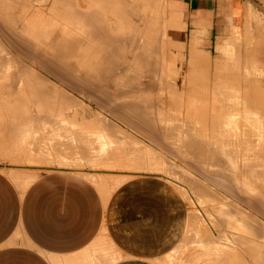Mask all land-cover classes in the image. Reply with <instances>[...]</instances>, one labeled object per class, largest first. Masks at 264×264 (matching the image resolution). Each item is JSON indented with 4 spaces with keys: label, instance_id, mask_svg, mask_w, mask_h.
<instances>
[{
    "label": "crops",
    "instance_id": "crops-1",
    "mask_svg": "<svg viewBox=\"0 0 264 264\" xmlns=\"http://www.w3.org/2000/svg\"><path fill=\"white\" fill-rule=\"evenodd\" d=\"M38 1L39 2H37V0H4V1L1 0L0 1V3L2 4L0 6V11H1L0 16L1 14L4 16V17L2 16L3 18L0 17V23H1L0 26H6L7 24H9L6 28L4 27L5 29L8 30L9 29L8 27L13 25L11 24V22L12 23L14 22V24L18 22L17 24L14 25V27L11 26L12 29H10V31L6 30L8 32L7 34L9 35H4L6 34L5 33L6 31L2 27L3 31L2 30L1 31L4 32V34L0 32V42L3 45H7L9 42L8 45L11 46L9 49L13 51V53H18L16 49H18L19 47L21 48L26 47L24 50L20 48L18 49L19 53H22L24 51L22 54L18 53V58L21 60L29 61V62H31L30 58H32V56L29 57L30 55L35 56L36 55L35 52L39 53L38 52L39 50L40 51L43 50L45 52L46 50L45 52L46 55L47 54L49 55L50 53L49 55L50 57H48V55L47 57L44 55H43L44 57H41V55L39 56L37 54L39 58L40 57L43 58V59L40 58L41 60L46 61V62H43V64L45 63V67L48 66L47 68L53 69L55 73L59 71L60 73L59 72L58 73L61 74V72L63 71V74H66L64 76L61 74V76H59L61 77V79L59 80L57 78H54L50 73L48 74L47 72L46 73L44 72L46 76L52 77L54 79L52 81L55 83H60V84H65V83L66 84L67 83L83 84L84 83L85 85L87 84L90 85V83L91 85L108 84V86H110L111 88L109 89L111 90L109 94H112L111 100H116L118 98L122 100V102L124 103L123 99L125 100L126 98L125 101L128 100L129 103L128 102L127 103L125 102V103L126 105L128 104L129 109L132 107L130 109L131 112L132 111L134 112L135 110L137 112L138 110L137 113L134 112L136 115L135 118L137 121L136 122L134 121V124L131 123L132 126L134 125V129L136 128L135 123L139 124V121L142 118L143 119L142 121H140V126L139 125L138 126L142 127L144 125L143 127L145 128H139L140 131L137 130L136 128L134 131L132 130L133 127L130 128L131 125L128 127L129 125L128 124L129 121H127L128 118L125 119L124 116L126 117L129 114L128 115L129 117L130 115H132L130 119L133 117V120H135V118H134L133 113L131 114L129 113L130 110L127 109V107L125 108L126 114L124 111H122L124 110L125 105L122 106L123 108L122 110H120L119 105L118 107H116L120 111H118L117 109L115 110V107L114 109L113 107H111V109H113L111 110V122H113V124L116 123L115 126L112 125L113 128L111 126L112 130H114L113 132H116V129H119V131L117 130V132L122 133L123 131V134L121 133L118 134L116 132V134L119 135L120 137L122 135H123L122 137H125L126 134H128L131 137L134 136L133 138L135 139L137 138L136 140H138V143H139V150H138V155H136L137 153L135 154L136 150L135 152L134 150L132 151V149L135 148L136 146L135 144L136 140L135 141L129 140L128 141L129 143H127V139H126L127 136L125 138L126 141L124 138L121 137V141L123 139L125 141V142L122 141L124 142L123 143L124 145L122 146V142H120L121 145L119 146L117 144V146L120 148L122 147L123 149L125 145H127V147H125L126 150L124 153L122 152L124 151L122 148H121L122 151H120L119 149L120 153L118 157L122 156L120 157L121 159L120 158L119 159L124 160L125 162L127 158L128 160L134 159L135 162L134 161L132 162L130 160L132 164L130 163L129 165V161H127L126 165L124 166L122 165L123 166L121 167L122 169L121 168L117 170L111 169V170H116V171L120 170V171H126V172L109 173L108 178L109 180H111L110 182H113V181L114 182L113 184L111 183L108 184L107 190H104V187H102L101 185L98 186V189L96 191L97 193L94 192L95 191L94 188L92 187L89 188V191H90L89 194L101 195L104 201L103 227L105 229L107 237L105 234L100 233V234H97L96 236H92L91 240H89L88 242L83 243V240H84L83 235H82L83 232H82V229L81 228L79 229L78 226H75L74 231L69 232L68 222L64 221L63 219H57V220H54L51 218L50 219H47V218L37 219L35 215V211H37L35 208L36 207L35 200L33 201V196H32L33 193L30 192L31 189L29 188L28 202L23 203V205H19L17 209L14 208L13 210H11L13 212L11 217L7 216V218L5 219V214H4L5 209L3 205L0 204V264H259V254L262 252L260 251L259 253L256 252L254 255V252L250 253L251 251L249 252L247 247L246 249L248 250V253L247 251L242 249L243 248L242 246H239L243 244L242 240H240L242 239L241 237L243 233H241L242 230L240 231L238 229L240 228V226H238L237 224L236 225L237 227L234 226L235 230H229L228 227L224 225L227 222L222 216L223 214H221V216L217 215V217L219 216L220 219H216L217 218L216 215L214 216L215 208H216V211H215L216 213H218L219 211L222 213L225 207L222 206L224 208H221L220 206L222 205L223 200L220 201V203L222 202L220 205L219 203L217 205H214L217 202H219L218 200L219 198L217 197L218 201H216V199L214 200L215 197L213 196L214 198H212V195H213L212 191H214V193L218 192L217 194L215 193V196L219 195V197H221V194L222 195L224 194L222 196V199H224V196L226 197L225 198L226 200H224V202L227 201L229 202V204H231L230 201L232 200L231 202L234 206L231 204L230 207L232 206L234 209L232 207L230 208L229 204L225 202V205L228 204L227 205L228 210L231 209V212L232 210H235L234 212H232V215L234 213V216L237 215L238 217H240L243 213L244 216H242V218L235 220L237 221V223L243 224L244 221L240 220L243 218H244L243 220L246 221L245 224L249 225L250 222L254 223L255 220L249 221V219H247L249 218L248 217L249 215H247L249 213L250 219H252L253 216L255 219L257 217L259 218V220L257 219L256 221H260V223L261 224L263 223L264 225V217H263L264 213L263 211H260L261 208L264 209L263 207L264 206L263 205L264 204V201H263L264 194L262 195V193H264L263 192L264 187L262 186L264 185L259 186L262 188V190L256 186V183L258 182L259 184L261 183L264 184V178L262 177L263 172L260 173L262 168H263L262 171H264V0H98V1L97 0H66V2L65 0H46V1L44 0L45 2L43 0H38ZM165 3L167 5L170 4L168 5V8L170 9V11L169 13H167L168 15L167 17H165V13H164ZM92 7L94 9H92ZM9 9L11 13H9L8 11ZM76 9L85 10V13L86 11L90 9V11L92 12L91 15L95 14V16L93 15L92 17L89 11L87 12V14H84V11H81L83 12L81 13V12H77L78 10ZM91 9L94 12H96L95 10H97V15ZM6 10L8 11L9 16L11 17L9 16L7 17L8 14ZM74 13H76V15H73ZM81 14L84 16H82ZM87 15L90 17L87 18L88 17ZM90 18H91V21H90ZM99 18L100 19L103 18V19L100 20ZM3 19L5 22V25H3L4 24ZM10 19H11V22H9ZM86 19L88 21H86ZM93 19L96 20L97 25L95 24V21ZM165 19H166L167 24L170 26L169 30L172 31V34L176 35L177 38H174V37L172 39L170 38V33L168 29L165 30L164 28ZM82 20L84 21L82 22ZM99 20L101 22L100 24H99ZM141 20L143 23L142 22L139 23V21ZM152 21L154 22L152 23ZM6 22L8 23L6 24ZM21 22H23L25 25H23V23ZM43 22H45L46 24ZM47 22H50V23H47ZM43 24L45 25V28ZM87 24H90L89 30L87 28L88 27ZM132 24H134V26ZM151 24H153L154 26ZM26 25L29 26V29L32 28L33 32L32 31L29 32L30 30L28 29V27H26ZM135 25L137 27L136 29L134 28ZM25 27L27 28V31L25 32L21 31L22 28L26 30ZM50 27L51 28L53 27V28L51 29ZM77 27H79L80 29H78ZM84 27L89 32L91 29L92 31L91 34H93L92 38L90 36V33H88L86 30L83 31ZM157 28L160 31H158ZM55 29H58V31L60 30V32H58L57 34ZM114 29L115 30L118 29V31H115ZM99 30L100 32L102 31L104 33L107 32L109 37H107V34H104L103 32H102L103 34L99 33ZM46 31H48L49 38L46 35ZM54 31L56 33L54 34L52 33L53 35L51 34L52 37H50V33ZM65 31H67L66 37L68 39L71 36L69 41L73 40L72 42L74 43L73 46H71L72 45L71 41L70 42L66 41L65 43H63L65 39L68 40L65 37V35H63L65 39L64 37L60 38L61 37L60 35L65 34ZM157 31L159 32V34ZM12 32H15V33H12ZM16 32H19L21 34L16 33ZM68 32H71V33H68ZM77 32L82 33V34H85V32H87L89 34V35L87 34L88 38L86 37V34L80 37L81 34ZM94 32L97 33V35L94 36ZM109 32H111V34ZM132 32H135V33H132ZM35 33L39 34V35L37 34L38 35L37 39L39 41L38 40L35 41V38L37 37ZM72 33L76 34L77 36L74 34L72 35ZM120 33H121V36H120ZM122 33L124 34L122 35ZM161 33H163L165 37ZM14 34L16 35L12 37V35ZM22 34H24L23 42L22 40H20L22 37L21 38L19 37ZM109 34L113 37H111ZM151 34L153 35L151 36ZM35 35L36 37L34 38L33 36ZM55 35H58V36H55ZM102 35H104V37L106 35L107 38L106 37L102 38L103 37ZM4 36L5 37L7 36L8 38H10L11 36L10 39L12 38L13 39L8 41L6 37V41H5ZM53 36H55L56 39L50 40V38H54ZM83 36H85V38L87 39H85ZM93 36H94V39H93ZM96 36L100 37V40L98 39L100 42L97 40ZM57 37L61 40L64 39L62 43L65 45L60 44L61 40H59L60 45H58V43H56L58 42ZM128 37L131 40L136 39L135 43L139 39L138 43L133 44V45L134 46H136L137 44L140 45V49L141 48L143 49L142 54L140 53L141 50L139 48H137V50L136 49L134 50L132 46L127 48L126 49L127 52H125L126 43L123 44L124 42L122 43L121 41H122V38L124 40H127ZM142 37L144 39L143 42L145 43L146 41L147 43L146 45H144L145 49L144 47H141L143 44H139L140 42L143 43L141 41ZM25 38L26 40L27 38L31 40V42L27 40L29 41L28 44L30 43L28 47L26 46V44L22 45L23 43H26L24 41ZM113 38H116V39H113ZM106 39H111V40L109 41ZM118 39H120L121 41H119ZM14 40H16L15 42L18 41L16 44L18 45L19 43L18 45L19 47H16V48L14 47V46H17ZM84 40L86 43L84 42ZM104 40H106V42ZM116 40L121 42L120 43L121 46H118V42ZM161 40L164 43L167 42V44L163 46L162 45L163 42H161ZM11 41L14 42L15 44L14 46L12 45L13 43L10 44ZM46 41L48 43L51 42V44L53 43L55 45L54 47H56V45L59 46L58 48L59 49L62 48L63 49L62 51L64 53H66L65 52L66 50L68 54L66 55L64 53H61L60 50L57 49L59 54L61 53L58 56L57 51H55L56 48L54 49L53 44L51 46L50 43L47 44ZM87 41L88 43L90 42L88 45H86ZM103 41L104 43H101ZM116 42H117V45H116ZM125 42H127L128 45L130 42L132 43V41L129 42L128 40ZM1 43H0V52L2 53V51L4 50V47ZM80 43L81 45L83 43V45L80 46ZM105 43L108 44L107 47ZM148 43L150 44V48H149ZM66 44H69V45L71 44L70 46L68 45L69 46L68 49L70 47L72 48L67 50ZM76 44L80 47H77ZM102 44H103V47H102ZM111 44H112V47H114V44L117 47L112 48ZM122 44L124 45V47L122 46ZM39 45H42L43 49ZM138 45L136 47H138ZM151 45L153 46V48ZM159 45H162V49H161V46ZM34 46L35 47L37 46L38 49L34 48ZM30 47L32 48L30 49ZM77 48L79 49V52L81 50V54L79 52H76L75 49ZM115 48H117L116 51H115ZM148 48L150 49V52L152 50L151 52L152 54L149 51L148 52L145 51V50H149ZM174 48L177 49V52L179 53V56L177 57L175 54L176 52H174L173 50ZM103 50H105L106 52ZM118 50L120 51L118 52ZM26 51H28L30 55H26L27 54ZM109 51L111 52V54L107 56ZM133 51L135 52L137 51V53L139 52L138 54L141 55V57L136 53H135L136 56H134V54L132 53ZM69 52H73V54ZM120 52H122V54ZM204 52H207L209 54H205ZM213 52L216 53L215 56L211 55ZM158 53H159V57H158ZM103 54H104V57L106 56L107 57L104 58L102 56ZM148 54L150 55V57L153 55L152 56L153 58H149ZM117 55L119 58L117 57ZM137 55L139 57L138 59H141V60L138 61L135 59L137 58ZM164 55L167 57H165ZM53 56L55 58L60 59V61L62 60L63 63L65 61V58L64 59L62 58L63 56H66L65 63H68V64L67 65L62 64V66L64 65L65 69L62 66H61L62 67L61 69L60 66H58V64H55V63H58V59H55ZM145 56H147L150 60L151 59L155 60L156 58L155 61H158V62L159 61L161 62L163 59L164 61L161 62L162 66L160 62L159 64L153 60L155 62V65H153V62H152V63H149V65L152 64V66L149 67L147 61L148 62L150 61L146 60L147 57ZM25 57L27 58L25 59ZM87 57L88 58L90 57L89 59L90 60L92 59L91 61H95V60L96 61L93 63L87 60L88 61L87 62L86 61ZM109 57L111 58L110 61L108 60ZM37 58L35 60V57H33V60L37 61ZM39 58L38 60L40 61ZM48 58L49 59L53 58L56 61L54 62L52 60V62H54L52 63L51 60H49ZM130 58H131V62L129 60ZM142 58H143V62H142ZM158 58L159 59L161 58V60H158ZM67 59H69L70 61L72 60L71 61L72 65L69 62H67L69 61ZM82 59H85L86 63L81 62V61H84ZM48 60H49L50 65H48ZM135 60H136V63H134ZM62 61L60 63H62ZM165 61L166 63H164ZM80 62L82 64H80ZM111 62L113 64H115L114 62H116L118 65L120 63L119 67L121 68L122 73L123 72L124 74L127 73V75H124L119 71L120 68L117 67V64H115L117 69L114 66H112L113 64ZM139 62L142 66L141 65L139 66ZM87 63L91 65H88ZM131 63L132 65H129ZM163 63L166 64L165 65L166 67L171 64L170 67H172L173 70L179 69L182 75L177 76V75L170 74V75H165L166 77L165 78L164 74H162L163 73L162 71L164 70ZM108 64H109V67H108ZM110 64H112L111 67H110ZM248 64L255 67V73L254 75H252V77H247L245 73V67ZM51 65L55 69L53 67H49ZM70 65H71V68L68 70L69 67L67 66H70ZM94 65H96V67ZM121 65L123 66L121 67ZM125 65H128V67L126 66L125 68ZM146 65H148V67ZM31 66L35 68L39 67L37 66L36 63L31 64ZM106 66L109 68L108 72L103 71L104 74L108 73V75L106 74L107 76L106 79L105 78L103 79L104 74H102L100 71H98L100 73L99 75L92 74L95 76L90 75L91 77H89V75L86 76V74H83V76H81L82 78L79 77L78 75L75 76L76 77L75 78L69 74L72 71L71 69H74V68L75 69L76 68L77 69L79 68H82V69H98L99 68L101 69V67H103L107 69ZM135 66L140 68L143 72L140 69L139 70L136 69L137 67ZM56 67H58V69ZM145 67L148 68V70L146 74H143L146 70ZM151 67H153L156 71L158 70L159 74L156 71L154 72V69ZM112 68H115L116 71H119V73L122 74V77L124 79L121 78V75L119 73H115V70H113ZM129 68H130V71H129ZM131 69L135 71L136 73L135 72L133 73ZM152 69L153 71H151ZM159 69H161V72L159 71ZM111 70L114 71L112 73L113 75L112 77L110 74L112 72ZM84 71H87V70H84ZM90 71L88 70V73ZM138 72L141 75H138ZM129 73H133L134 76L132 74L130 75ZM117 74L118 76H116ZM149 74L150 75L153 74L152 77H150ZM156 74L157 76H155ZM160 74H161V77L163 75V78H165V80L159 77ZM119 75H120V78H119ZM62 76L64 79H62ZM65 76H68L69 78L67 77L68 79H66ZM70 76L73 79H71ZM96 76H98V78ZM167 77L169 79L168 81L166 80ZM150 78L154 79L153 84H152V79ZM117 80H122V81H117ZM91 81L92 82L94 81V82L92 83ZM165 81H167L168 83V86H167V83L165 84V88L167 86L168 89L164 88ZM155 84L156 85L159 84V85L156 86ZM218 87H220V89L221 87H223L225 91L227 88L233 90L236 87L235 89L237 92L236 93L234 92V93L235 94L238 93L237 94L238 97L234 95L235 96L234 98L232 95L233 92L231 90H230L231 92L227 90L225 95L228 96V92H229L230 94L229 96L232 95L230 99L232 98L234 99H232L233 101L228 99L231 101L229 102L227 101V98H226L224 100V102L226 103H224L223 101H221L220 98H219L220 100L218 99V97L220 96V93L221 95H223L224 90L223 91H221L222 89L220 90V92L218 93V97L217 95L213 96L215 89ZM71 90H74V89H71ZM151 90L154 92L156 90V93L152 92ZM144 91H147V92H144ZM29 94L30 92L27 91V89L23 90V89L18 88L15 84H11L9 82L0 80V148L2 149V151L0 152V160L14 159L16 155L15 156L11 155V154H14V149H17L21 142L23 141L28 142V139H30V137L35 135L34 133L36 131L37 113H36L35 107L33 106V103L30 101L31 96H29ZM152 94L154 96H152ZM247 94H249L248 96L251 95L250 97L253 98V99L250 97L248 98V99H252V101L250 100V102H254L255 104L252 105V103H249V100L247 99V96H246ZM225 95H223L222 97L224 98ZM113 96H116V97L113 98ZM84 98H87L89 100V99H93L94 96L92 95L90 97L85 96ZM137 98L138 99L143 98V101L146 102V104H144V102L141 99H140L141 101L140 100L138 101ZM135 99H137L138 103L140 102H141L140 104L143 103V106L145 107L146 105L149 106L150 103L152 104L150 106L154 107V109L150 107L152 108L150 110V108L148 107L149 108L148 111L152 112V110H154L155 113L153 112L154 115L152 113L151 118L152 116L153 117L156 116L155 121L153 120L154 118L149 119L151 113L145 112L147 109L145 107L144 108L141 107L142 105L139 106L138 103L135 102ZM149 99L151 100V102L149 101ZM152 99L157 101L155 102L156 104L152 103L153 101ZM131 101H134V103ZM4 102H6V104H4ZM122 102L121 104H123ZM147 102H149L148 103L149 105L147 104ZM213 102L216 107L215 110L208 108L210 107L209 105L213 104ZM130 103L136 105L137 109L134 110L135 106L130 107L131 105ZM249 104H250V107H249ZM141 108L145 109V111L143 109L142 111H144L146 115L145 114L142 115L144 112L141 113L142 112ZM139 110L141 113L140 117L142 116V118L141 119L139 118L138 120L137 118L139 116ZM209 110H211L210 113H209ZM121 111L122 113L124 112L125 114V115L122 114L123 117H120V118H123L121 121L125 119L127 123L125 122V120H124L125 122L124 124L123 122L120 121V119L118 120L119 117H117L118 116L117 114L120 112L119 115L122 116ZM127 111H128V114H127ZM113 112L116 113V115H113L114 114ZM236 112L239 115L237 118L239 119L240 117V120L243 123L244 122L247 123L246 120L249 122V120L252 118L250 117L252 114H253L252 115L253 119L254 117H257L259 115L260 118L257 117L255 119L258 120L259 118L257 122L259 125L262 124V126L260 125V127H258L259 125L257 126L254 124L252 125V123L256 124L254 120L252 123L251 122L248 123V128H247L246 127L247 124L244 126L243 123L239 122L240 120L238 121V119H235V121L237 120L240 123L239 124L237 122L236 124V126L240 125L239 129H241L242 128L241 126H243V127H246V130H247L246 132H244L245 129L243 130L242 128L241 131H239L238 128L235 127L238 131L236 130L234 131L239 132V136H238V133L236 132L234 133V131H232V128L235 126V124L233 121H231L233 117H236L237 115ZM44 113H40V114H44ZM224 113L225 114L227 113V115L231 114L232 116L235 115L232 118L230 117L231 120L229 121L233 123L234 125H231V123L228 125V121H225L226 124L222 122L225 119V117L226 119L228 118L227 115L224 116ZM244 115L250 117L249 120H248V117L245 120L244 118L246 116L243 118ZM254 115H257V116H254ZM144 116L145 117L147 116L148 119L144 118ZM261 118H262L261 120L262 123L260 122ZM143 120H145L146 122ZM148 120L150 121L152 120L151 125H148L150 122H148V124H145L147 123ZM227 120H229V118ZM242 120H245V121H242ZM141 122L142 123L144 122L143 125L141 124ZM220 122H222L221 123L222 126L223 125L224 127L227 126L225 127V130L226 128L228 130V128L229 127L231 128V126L233 127L231 128V130L229 129L228 131L226 130L225 132L221 130L223 127H221ZM257 128L259 129L262 128V129L259 130ZM149 129H151L152 131H150ZM167 129H169L170 131ZM153 130H155L156 132L155 131L153 132ZM229 131H232L233 134L230 133ZM159 132L160 133L162 132L161 135L163 136H160ZM179 132H180V135H179ZM189 132H194V133L196 132L195 133L196 135L193 133L195 135L193 136V134ZM224 132L225 134L228 132L230 133V134L228 133L229 135L227 134L228 137L230 135L236 134L234 138H232L236 141L235 142L234 140L229 141L232 136H230L229 138L228 137L225 138L226 135H224ZM241 132H242V135H241ZM248 132L251 136L248 134ZM175 133L178 134L179 136L178 135L175 136ZM245 133L250 136L248 137L247 135V138H246L247 140H244L245 139L244 136L246 135ZM156 134L159 136H157ZM171 134L175 136L173 137L172 135V139L170 137ZM188 134L190 135V137ZM256 134L258 136L260 134L262 135V137L260 138L259 136L258 138ZM252 135L255 137H252ZM191 136H193L194 139ZM147 137L149 140L146 139ZM119 138H117L116 136V139H117L116 142L120 141ZM169 138L171 139V141H173V143L170 142ZM203 138L205 139L206 142L204 141ZM248 138L249 140L254 141L252 142V145H248L250 143ZM253 138L254 140H252ZM223 140L224 141L226 140L227 142L228 141L229 142L225 143L226 141L223 142ZM164 141L166 142V144L164 143ZM167 142L169 145L167 144ZM161 143H164V144H161ZM174 143H177L179 146ZM144 144H146L147 146ZM203 144H206V145H203ZM223 144L224 145L229 144L230 146L232 145L231 146L232 151L229 145L225 147ZM245 144L248 145V147H245L246 146ZM211 145L213 146V148L215 146H219V147L212 149ZM209 146L211 147L209 148ZM238 146L241 148V150ZM223 147H224V150H223ZM127 148H129L130 151ZM225 149L226 151L229 149L230 150L229 152L227 151L226 153ZM146 150L147 152L148 150L150 152H153L151 150H154L153 152L154 154L151 153L152 155L151 154L148 155V153L150 152L147 153ZM218 150H221V153ZM233 150H236L237 153ZM126 151H129L130 153ZM223 151H225V153H223ZM213 153L214 154L218 153L219 156L220 155L222 156L219 157L218 155H216L217 156L216 157ZM235 153H236V156H235ZM207 154L209 155L207 156ZM212 157L214 158L216 157L217 159L214 160V158ZM115 159L116 158L113 159L114 162H112L111 165L112 164L114 165V163L120 164L122 162L121 161L120 163H117L116 161L119 159L117 160ZM245 160H247V162H244ZM208 161L209 162L211 161V162L208 163ZM250 161L252 162L254 161V164L248 163ZM195 162L197 164H195ZM213 162L219 163L218 168H216L217 163L214 164ZM258 162L260 165L258 164ZM136 163H138L137 165H139V167L136 165ZM246 163L247 165L250 164L251 167L249 166L250 168L249 167L247 168ZM225 164L229 165L228 167H231V170H230L232 172L231 179L227 173L228 172L227 170L230 168L227 169L226 167H224V166H227ZM144 165H148V166H144ZM241 165L243 168L241 167ZM243 165H246V169ZM130 166L131 167L134 166L135 169L134 167L131 168ZM150 166L152 168H150ZM194 167L196 170L194 169ZM256 167L257 168L261 167V169L260 171L259 169L254 170L257 172L255 174V172L253 171V168L256 169ZM129 168L131 169L129 170ZM213 169H215L216 171L219 170V172L217 173L215 170L214 172H211L213 171ZM220 170L224 174L220 173L221 172ZM204 172L206 174H204ZM231 172H229V174ZM216 173L218 175H216ZM258 173H260V175H257ZM211 174H213L214 176ZM219 175L220 177H218ZM2 176H3V172L0 171L1 191L3 190L2 185L4 186ZM216 177L220 178V181L218 180L217 182ZM224 177H226L227 180ZM232 177L236 182L234 184V187L229 186L234 183V180H232ZM193 178H194V181L196 182V185L194 181H190V180H193ZM221 178L226 180V182L223 180L224 181L223 188H222L223 185H221L222 184ZM228 180H232L233 182L230 181L231 183L229 184V182H227ZM202 181L203 183L206 184V186H204ZM220 182L221 184H219ZM200 183L203 186L201 187V185H199L200 186L199 188L197 184H200ZM28 184L29 182L27 183L26 186H28ZM192 184H193V187H192ZM217 184H219L220 186ZM191 187L196 188V189H193L195 191H193ZM204 187H206V189ZM26 188L27 187H25V189ZM201 188L203 189L200 190ZM224 188L226 189V191ZM25 189L23 193L25 192ZM205 190L209 191L207 192V195L209 193L211 194V197L210 195L209 196L205 195L206 193ZM233 190L235 191L233 192ZM210 191L212 193H210ZM230 191L232 192L230 193ZM259 191H262V193H259ZM200 192H201V195H203V197H201V195L199 194ZM194 194L195 195L197 194V195L194 197ZM254 195L257 196L255 198H259V200L256 199L257 200L256 201L254 198H252L254 197ZM205 196L209 197V200L211 198L214 204L213 205L212 203L209 204V202L212 200L207 202V198H205ZM227 197H229L228 198L229 201L227 200ZM245 197L246 199H249V200L251 199V201H255L254 205H252L253 203L251 201L250 203L252 204H248L249 201L246 200ZM245 201L246 202L248 201L247 204ZM259 201L260 202L263 201V203L260 204ZM20 206L25 209L21 210V208H19ZM212 206L214 207L216 206V207L214 208ZM254 206H256L257 208L255 209ZM227 207L225 209H227ZM217 208H218V211H217ZM237 208H239L238 211H237ZM206 213L211 214L210 215L211 218L212 217L213 219L215 218L214 220H212L213 224L215 221L216 222L218 221L219 223L215 222V226L211 225L210 224L211 219L210 221H208L207 217L209 216ZM239 213H241V215ZM251 213L253 216L251 215ZM197 218H200V219L197 220ZM221 218H223L222 221H221ZM220 221H221V225H219ZM195 222H197L196 223L197 225L195 224ZM198 222L200 225H198ZM193 223L194 225L198 227L194 226ZM216 224L219 226H217ZM250 225H252V223ZM255 225H260V224L258 222L256 224L254 223L252 227L255 228ZM241 226L244 227V225H241ZM206 227H209V228H206ZM247 227L249 228V226ZM204 229H207V230L204 231ZM208 229H210L209 231L211 232H209ZM259 229H260V226H259ZM207 231L209 233L206 234L205 232ZM225 231L231 232L230 235L226 233ZM233 232L236 235L233 234ZM247 234H250V232H248ZM233 239L235 240L236 243L233 242L234 241ZM238 239H239V242H238ZM260 242L264 243V235L262 237L260 236L255 237V238L252 237V241H250V243L248 244H250L249 245L250 248L253 249V246L256 244L259 245ZM251 256L252 257L255 256L254 259L251 258ZM262 258L264 259L263 255H262Z\"/></svg>",
    "mask_w": 264,
    "mask_h": 264
},
{
    "label": "bare ground",
    "instance_id": "bare-ground-1",
    "mask_svg": "<svg viewBox=\"0 0 264 264\" xmlns=\"http://www.w3.org/2000/svg\"><path fill=\"white\" fill-rule=\"evenodd\" d=\"M0 1H1V0H0ZM2 1H4V0H2ZM43 1H44V0H43ZM45 1H46V0H45ZM45 1H44V2H45ZM97 1H98V0H97ZM37 2H39V1L37 0ZM65 2H66V0H65ZM95 2H96V1H95ZM100 3H101V2H100ZM61 4H62V3H61ZM91 4H92V3H91ZM1 5H2V4L0 3V6H1ZM90 6H91V5H90ZM109 6H111V5H109ZM93 7H94V6H93ZM93 7H92V9L95 8V7H94V8H93ZM76 8H77V7H76ZM109 8H110V7H109ZM92 9H91V10H92ZM72 10H73V9H72ZM76 10H78V9H76ZM6 11H7V10H6ZM8 11H9V13H11V12H10V9H9ZM8 11H7V14H8ZM67 11H69V10H67ZM81 11H84V14H87L88 11L90 12V15H91V13H92V12L90 11V9H89L88 11H86V13H85V10H80V9H79L77 12H81ZM92 11H93V10H92ZM95 11H96V12H94V11H93V12L96 13V15H97V10H95ZM4 12H5V11H4ZM0 13H1V11H0ZM72 13H73V12H72ZM81 13H83V12H81ZM73 15H76V13H74ZM77 15H78V14H77ZM81 15H82V14H81ZM88 15H89V14H88ZM88 15H87V16H88ZM93 15L95 16V14H92L91 16L93 17ZM2 16H3V15L1 14L0 17L3 18L4 16H3V17H2ZM5 16H6V15H5ZM8 16H9V14L7 15V17H8ZM82 16H84V15H82ZM87 16H86V17H87ZM101 16H102V15H101ZM9 17H11V16H9ZM75 17H76V16H75ZM80 17H81V16H80ZM80 17H79V18H80ZM86 17H85V18H86ZM89 17H90V16H88L87 18H89ZM5 18H6V17H5ZM85 18H84V19H85ZM7 19H8V18H7ZM11 19H12V18H11ZM11 19H10L9 22H11ZM99 19H100V18H99ZM101 19H103V18H101ZM101 19H100V20H101ZM8 20H9V19H8ZM93 20H94V19H93ZM93 20H92V22H93ZM100 20H99V24L101 23ZM145 20H146V19H145ZM1 21H2V20H1ZM23 21H24V20H23ZM83 21H84V20H82V22H83ZM86 21H88V20L86 19ZM90 21H91V18H90ZM94 21H95V24H96V23H97L96 20H94ZM146 21H147V20H146ZM150 21H151V20H150ZM3 22H4V19H3ZM137 22H138V21H137ZM140 22H142V20L139 21V23H140ZM153 22H154V21H152V23H153ZM156 22H157V21H156ZM7 23H8V22H6V24H7ZM17 23H18V22H16L15 24H17ZM21 23H23V22H21ZM38 23H39V22H38ZM38 23H37V25H38ZM43 23H45V22H43ZM47 23H50V22H47ZM89 23H90V22H89ZM129 23H130V22H129ZM142 23H143V22H142ZM157 23H158V22H157ZM0 24H1V23H0ZM11 24H13V25H11V26L14 27V25H15L14 22H13V23L11 22ZM27 24H28V23H27ZM45 24H46V23H45ZM53 24H54V23H53ZM84 24H85V22H84ZM91 24H92V23H91ZM95 24H94V25H95ZM137 24H138V23H137ZM144 24H145V23H144ZM155 24H156V23H155ZM3 25H5V22H4ZM8 25H9V24H7L6 26H0V27H1V28H2V27H3V28H4V27L6 28ZM23 25H25V24L23 23ZM43 25H44V24H43ZM47 25H48V24H47ZM47 25H46V26H47ZM87 25H88L87 28H88V30H89V26H90V24H87ZM96 25H97V24H96ZM103 25H104V24H103ZM132 25L134 26V24H132ZM141 25H142V24H141ZM151 25H153V24H151ZM11 26L8 27V28H9L8 30L5 29V28H4V30H5V31H6V30H7V31H10V29H12ZM56 26H57V25H56ZM56 26H55V28H56ZM73 26H74V24H73ZM75 26H76V25H75ZM99 26H100V25H99ZM106 26H107V25H106ZM142 26H143V25H142ZM153 26H154V25H153ZM153 26H152V27H153ZM26 27H28V29H29V26H28V25H26ZM26 27H25L26 30H24V29L22 28L21 31H23V32L27 31V28H26ZM101 27H102V25H101ZM101 27H100V28H101ZM139 27H140V25H139ZM157 27H158V26H157ZM1 28H0V32L3 31V28H2V29H1ZM15 28H16V27H15ZM20 28H21V27H20ZM30 28H31V27H30ZM33 28H35V27H33ZM44 28H45V25H44ZM50 28H51V27H50ZM52 28H53V27H52ZM52 28H51V29H52ZM73 28H75V27H73ZM77 28L80 29L79 27H77ZM91 28H92V27H91ZM96 28H97V26H96ZM134 28H135V29L137 28L136 25H135ZM154 28H155V27H154ZM42 29H43V28H42ZM51 29H50V31H51ZM93 29H94V28H93ZM93 29H92V30H93ZM98 29H99V28H98ZM101 29H102V28H101ZM101 29H100V30H101ZM109 29H110V28H109ZM109 29H108V30H109ZM118 29H119V28H118ZM118 29H116V30L114 29V30H115V31H118ZM135 29H134V30H135ZM157 29H158V28H157ZM1 30H2V31H1ZM13 30H15V29H13ZM13 30H12V31H13ZM29 30H30L29 32H31V31H32V28L29 29ZM55 30H56L57 34H58V32H60V30L58 31V29H55ZM84 30H86L85 27H84L83 31H84ZM88 30H86V31H87L88 33H90V36H91V38H92V35H93V34H91L92 31H91V29H90V32H89ZM100 30H99V33L103 34L104 32L102 31V32H103V33H102V32H100ZM108 30H106V31H108ZM111 30H112V29H111ZM111 30H110V31H111ZM7 31L5 32L6 34H4V32H2V33H3L4 35H9V34H7V33H8ZM48 31H49V30H48ZM48 31H46V35H47V37L49 38ZM97 31H98V30H97ZM158 31H160V30L158 29ZM158 31H157V32H158ZM32 32H33V31H32ZM44 32H45V31H44ZM56 32H55V31H54V32H51V33L49 32V33H50V37H52V35H53L54 33H56ZM66 32H67V31H65V34L60 35V36H61L60 38L64 37L63 35H65V37H66V36H67ZM87 32H85V34H86V37L88 38V36H87L88 33H87ZM119 32H120V31H119ZM135 32H136V31H135ZM135 32H132V33H135ZM141 32H143V31H141ZM141 32H140V33H141ZM12 33H15V32H12ZM12 33H10V34H12ZM16 33H19V32H16ZM52 33H53V34H52ZM68 33H71V32H68ZM77 33H79V32H77ZM109 33L111 34V32H109ZM112 33H113V32H112ZM124 33H125V32H124ZM124 33H122V35H123ZM3 34H2V35H3ZM19 34H21V33H19ZM26 34H27V32H26ZM26 34H25V35H26ZM29 34H30V33H29ZM35 34L37 35L38 33H35ZM51 34H52V35H51ZM73 34H74V33H72V35H73ZM79 34H81L80 37H82V35H85V34H82V33H79ZM104 34H107V37H109L107 32L104 33ZM110 34H109V35H110ZM115 34H116V33H115ZM118 34H119V33H118ZM129 34H130V33H129ZM155 34H157V33H155ZM155 34H154V35H155ZM158 34H159V32H158ZM161 34L164 35L163 33H161ZM161 34H160V35H161ZM2 35H1V36H2ZM15 35H16V34L12 35V37L15 36ZM36 35L33 36V37L35 38ZM38 35H39V34H38ZM38 35H37V37L35 38V41L38 40V39H37V38H38ZM69 35H70V34H69ZM74 35H76V34H74ZM88 35H89V34H88ZM95 35H97V33L94 32V36H95ZM99 35H100V34H99ZM112 35H113V34H112ZM125 35H126V34H125ZM137 35H138V34H137ZM143 35H144V34H143ZM152 35H153V34H151V36H152ZM17 36H18V35H17ZM31 36H32V35H31ZM55 36H58V35H55ZM55 36H53L54 38H50V40H52V39H56ZM76 36H77V35H76ZM94 36H93V39H94ZM102 36H103V37H102ZM102 36H101L102 38H105V37H106V35H105V37H104V35H102ZM110 36H111V35H110ZM120 36H121V33H120ZM155 36H156V35H155ZM2 37H3V36H2ZM4 37H5V36H4ZM6 37H7V36H6ZM6 37L4 38L5 41H6ZM19 37H20V38L22 37L20 40H22V42H23L24 34H22V35L19 36ZM39 37H40V36H39ZM65 37H64V39H65ZM70 37H71V36H70ZM70 37H69V39H70ZM83 37L85 38V36H83ZM96 37H97V40H98V39L100 40V37H99V36H96ZM96 37H95V38H96ZM107 37H106V38H107ZM111 37H113V36H111ZM126 37H127V36H126ZM164 37H165V35H164ZM164 37H162V38H164ZM10 38H11V36H10ZM10 38L7 37V40L10 41V40L13 39V38H12V39H10ZM15 38H16V37H15ZM34 38H32V39H34ZM57 38H58V37H57ZM66 38H67V37H66ZM75 38H76V37H75ZM77 38H78V37H77ZM84 38H83V39H84ZM87 38H85V39H87ZM91 38H90V39H91ZM124 38H125V37H124ZM136 38H137V37H136ZM144 38H145V37H144ZM150 38H152V37H150ZM64 39H63V40H64ZM67 39H68V38H67ZM69 39H68V40L65 39L63 43H65L66 41H69ZM83 39H82V40H83ZM111 39H112V38H111ZM111 39H106V40H109V41H110ZM113 39H116V38H113ZM129 39H130V38L128 37L127 40H128L129 42L132 41V43L130 42L131 44L128 42L129 45L127 44V42H125V41H127V40H124L123 38H122V41H121L120 39H118V40L121 41L122 43L124 42L123 44L126 43V45H125V50H126L127 48L131 47V46L133 47L134 50H135V49L137 50V48L140 49V45L137 44L138 47H136L137 45H136V46L133 45V44L138 43V41H139L138 38H137L138 40L136 41V43H135V40H136V39H135V40H133V39H132V40H131V39L129 40ZM145 39H146V38H145ZM1 40H2V39H1ZM16 40H17V39H16ZM16 40H14V42H15ZM27 40H29V39L27 38ZM27 40H26V38H25L24 41H25L26 43H23L22 45H25V44H26V46L28 47L29 44H30V43L28 44V42H29V41L31 42V40H29V41H27ZM59 40H61V39L58 38V42H56V40H55V42L58 43V45H60V44L65 45V44L62 43L63 40H61V41H60L61 43L59 44ZM95 40H96V39H95ZM97 40H96V41H97ZM99 40H98V41H99ZM106 40H104V41L106 42ZM143 40H144V39H143V37H142L141 41L143 42ZM149 40H150V39H149ZM159 40H160V39H159ZM163 40H164V39H163ZM8 41H7V42H8ZM38 41H39V40H38ZM48 41H49V40H48ZM70 41H71V43L73 42V40H70ZM70 41H69V42H70ZM75 41H76V39H75ZM88 41H89V40H88ZM88 41H87V44H86V45H88V44L90 43V42L88 43ZM104 41L101 42V43H104ZM116 41H117V40H116ZM119 41H117V42H118V46H121V44H120L121 42H119ZM133 41H134V43H133ZM155 41H156V39H155ZM14 42L11 41L10 44L13 43L12 45L14 46L18 41L15 42V44H14ZM22 42H21V43H22ZM43 42H44V41H43ZM46 42H47V41H46ZM79 42H80V41H79ZM81 42H82V41H81ZM84 42H85V40H84ZM99 42H100V41H99ZM99 42H98V43H99ZM114 42H115V41H114ZM117 42H116V45H117ZM147 42H148V41H147ZM149 42H150V41H149ZM161 42H163V41L161 40ZM0 43H1V42H0ZM38 43H39V42H38ZM49 43H50V45L52 46L53 43H52V44H51V42H49ZM49 43L47 42V44H49ZM85 43H86V42H85ZM107 43H108V41H107ZM107 43H105V44H106V47H107V45H108ZM110 43H111V42H110ZM110 43H109V44H110ZM157 43H158V42H157ZM157 43H156V44H157ZM1 44H2V43H1ZM8 44H9V42H8ZM8 44H7V45H8ZM27 44H28V45H27ZM32 44H33V43H32ZM32 44H31V46H32ZM78 44H79V43H78ZM94 44H96V43H94ZM99 44H100V43H99ZM123 44H122V46L124 47ZM139 44H143L141 47H144V45H146L147 43H146V41H145V43H144V42H143V43L140 42ZM160 44H161V43H160ZM2 45H3V44H2ZM2 45H1V47H2ZM16 45H17V44H16ZM18 45H19V43H18ZM18 45H17V46H14V47H15V48H16V47H19ZM66 45H67V50H69V49L72 48V47H70V48L68 49V47H69L71 44H70V45H69V44H66ZM68 45H69V46H68ZM73 45H74V43H72L71 46H73ZM82 45H83V43H82ZM82 45H81V43H80V46H82ZM148 45H149V48H150V44H149V43H148ZM152 45H153V44H152ZM152 45H151V46H152ZM157 45H158V44H157ZM162 45L164 46L165 43L163 42ZM162 45H159V46H161V49H162ZM9 46H10V45H9ZM13 46H12V47H13ZM39 46H42V45H39ZM54 46H55V45L53 44V47H54ZM76 46H77V47H80V46H78L77 44H76ZM98 46H99V45H98ZM168 46H169V45H168ZM3 47H4V45H3ZM10 47H11V46H10ZM58 47H59V46H57V45H56V47H54V49L56 48L55 51H57V49H58V50H60L61 53H64V52L62 51L63 49H62V48L59 49ZM62 47H63V46H62ZM102 47H103V44H102ZM106 47H105V48H106ZM111 47H112V44H111ZM114 47H117V46H115V44H114ZM114 47H112V48H114ZM146 47H148V46H146ZM154 47H155V45H154ZM156 47H157V46H156ZM19 48L24 50L26 47H24V48L19 47ZM19 48H18V49H19ZM31 48H32V47H30V49H31ZM34 48H37V46H36V47L34 46ZM100 48H101V46H100ZM112 48H111V49H112ZM118 48H120V47H118ZM149 48H148V49H149ZM152 48H153V46H152ZM163 48H164V47H163ZM5 49H6V48H5ZM18 49H16V50H17V52L19 53V50H18ZM28 49H29V48H28ZM37 49H38V48H37ZM102 49H103V48H102ZM102 49H101V50H102ZM121 49H122V48H121ZM131 49H132V48H131ZM131 49H130V50H131ZM144 49H145V47H144ZM146 49H147V48H146ZM6 50L9 51L10 49H6ZM12 50H13V49H12ZM34 50H35V49H34ZM44 50H45V49H44ZM75 50H76V52H79V49H78V48L75 49ZM116 50H117V48H115V51H116ZM128 50H129V49H128ZM140 50H141V52H140L139 50H138V51L142 54V53H143V52H142L143 49L141 48ZM1 51H2V50H1ZM10 51H11V50H10ZM29 51H30V50H29ZM37 51H38V50H37ZM71 51H72V50H71ZM103 51H105V50H103ZM110 51H111V50H110ZM110 51L108 52V55H107V56H109V54H111ZM119 51H120V50H118V52H119ZM145 51H146V52H148V51L150 52V49H149V50H145ZM12 52H13V51H12ZM20 52H21V51H20ZM23 52H24V51H23ZM23 52H22V53H23ZM26 52H27L26 55H30L28 51H26ZM26 52H25V53H26ZM38 52L40 53V50H39ZM45 52H46V50H45ZM50 52H51V51H50ZM65 52H66V53H64V54L67 55L68 52H67L66 50H65ZM73 52H74V50H73ZM73 52H69V53H72V54H73ZM105 52H106V51H105ZM118 52H117V53H118ZM125 52H127V50H126ZM130 52H131V51H130ZM139 52H138V53H139ZM151 52H152V50H151ZM151 52H150V53H151ZM4 53H5V52H4ZM8 53H10V52H8ZM22 53H19V54H22ZM35 53H36V52H35ZM39 53H38V54H39ZM41 53H43V52H41ZM51 53H52V52H51ZM61 53H60V54H61ZM79 53L81 54V50H80ZM120 53L122 54V52H120ZM128 53H129V52H128ZM132 53L134 54V56H136V54H138L137 51H136V52L133 51ZM135 53H136V54H135ZM159 53H160V51H159ZM159 53H158V57H159ZM2 54H3V53H2ZM43 54H45L44 56H46V57H47V55H48V54L46 55V53H43ZM57 54H58V56L60 55L58 51H57ZM64 54H63V55H64ZM77 54H78V53H77ZM121 54H119V55H121ZM129 54H130V53H129ZM133 54H132V56H133ZM151 54H152V53H151ZM164 54H165V53H164ZM3 55H5V54H3ZM3 55H0V80H5V81L11 82V83H13V84H15V85H18L20 89H23V88H24L23 85L27 84V85H25L26 87H25L23 90H26V89H27V91H29L30 93H32V95H33V96H32L33 99L39 102V104H40V108H42L43 111L46 113V114H45V113L43 114V118H44V119H43V123L47 125V132H48V136H49L48 138L50 139V141H51L50 144H51L52 146H54L55 148H56V147H59V149H60L61 147H63L64 149H67V151L65 150L66 153H64V152H65L64 150H63V151H64L63 153H64V154H68V156H72V155H69L68 152H70V154H71L72 151H70L69 148H71V149L73 148V149H72L73 151L77 150L76 152L78 153V157H79V156L84 157V158H83L84 161H85V159H88V162H89V160H90V161H92V163H95L97 166H98V165H104L107 161L110 162V163H112V162H114V161H113L114 158H116L115 160H117V159H119L120 157H122V156L118 157L120 151H122V150H121L122 147H121V148L118 147L117 144L120 146V145H121L120 142L124 141V139L126 138L127 135H126L125 137H122V136H123V135H122L121 137L124 138V139L121 141V137H120L119 135L116 134L117 130L119 131V129H116V132H113L114 130H112L113 126H115L116 123H114V125H113L112 123L110 124V122L107 121V122H105V124H101V125H102V126H101L102 128L95 127V125L93 124V122H91V121L86 122V121H85L87 117L85 118V117L83 116V117L81 118V115H82V114H81L80 117L75 118L76 122H77V123L79 124V126H80V127H79L80 130H77L76 128H74V129L77 130V131H75V130L72 128V125H71L70 127H71L74 131H72V129L69 128V129H70V132H66V131L68 130L67 127H69L68 125H69V124H73V122H71V123L68 122V121H69V118H68V121H67V115H68V113L70 112V114H73V113H74L75 115H78V114H80L81 110H85V109H82V108H81V110H78L79 113H78V112H75V111H77V109H75V110L73 111V113H71L72 110L70 109V107H71L72 105H75V100L72 99V96H69L70 94L67 95L68 93L66 94L65 90H64V91L62 90L63 88H62V89H61V87L58 88V87L55 85L56 83H54V82H53L52 80H50V79H49V80H48V79H45V78H44V75H43V77H42V76L40 75V73H38L40 76H39L38 74L34 73L35 70H34V71L29 70L30 67H29V69H27L28 66H27V68L24 67L23 63H19L20 66H17L16 68H15V67H12L10 64L4 62L5 59H4ZM23 55H24V54H23ZM36 55H37V54H36ZM36 55H35V56L30 55V56H29V57L32 56V58H30V61H31L32 63H34V64H35V61H33V57H35V60H36V58H37V56H38V55H37V56H36ZM41 55H42V54H41ZM49 55H50V53H49ZM49 55H48V57H50ZM51 55H52V54H51ZM55 55H56V54H55ZM70 55H71V54H70ZM125 55H126V54H125ZM138 55H139V54H138ZM138 55H137V58H135V59L139 61V60H141V59H138V58H139ZM6 56H7V55H6ZM10 56H11V55H10ZM39 56H40V55H39ZM39 56H38V58H39ZM44 56H41V57H44ZM95 56H96V55H95ZM102 56L104 57V54H103ZM105 56H106V55H105ZM107 56H106V57H107ZM139 56L141 57V55H139ZM148 56H149V58H153V57H152L153 55L150 57V55L148 54ZM162 56H163V55H162ZM164 56H165V55H164ZM41 57H40V58H41ZM53 57H54V56H53ZM91 57H92V56H91ZM93 57H94V56H93ZM103 57H102V58H103ZM106 57H104V58H106ZM117 57H118V55H117ZM126 57H127V56H126ZM143 57H144V56H143ZM145 57H147V56H145ZM165 57H167V56H165ZM15 58H16V56H15ZM17 58H18V57H17ZM26 58H27V57H25V59H26ZM38 58H37V61H39ZM40 58H39V59H40ZM54 58H55V57H54ZM64 58H65V61H66V56H63L62 59H64ZM89 58H90V57H89ZM89 58L87 57L86 61H87V60H88V61H91V60H92V59L90 60ZM94 58H95V57H94ZM118 58H119V57H118ZM133 58H134V57H133ZM147 58H148V57H147ZM147 58H146V60H149V61H150V62L147 61L148 65H149V63H152V62H153V65H155V62H156V63H159V62H160V61H159V62H158V61H155L156 58H155V60L153 59L155 62H154L152 59H151V60H152V61H151L149 58H148V59H147ZM162 58H164V57H162ZM13 59H14V58H13ZM41 59H43V58H41ZM41 59H40V62H41ZM44 59H45V58H44ZM46 59H47V58H46ZM48 59H49V58H48ZM55 59H58V58H55ZM107 59H108V58H107ZM110 59H111V58L109 57L108 60L110 61ZM144 59H145V58H144ZM10 60H11V59H10ZM14 60H15V59H14ZM18 60H19V59H18ZM18 60H17V61L15 60V61L18 62ZM49 60H51V62H52V60H53L54 62L56 61V60H54L53 58H50ZM49 60H48V65H50ZM67 60H69V59H67ZM82 60H84V61H81V62H85V59H82ZM93 60H94V59H93ZM105 60H106V59H105ZM108 60H107V61H108ZM129 60H130V62H131V58H130ZM136 60H135V62H134V61H133V62L136 63ZM158 60H161V58H160V59L158 58ZM165 60H166V59H165ZM15 61H14V62H15ZM59 61H60V59H58V63H55V64H58V66H60L61 69H62V67L64 68V65L62 66V64H66V65L68 64V63H65V61H64V63H63L62 60H61L62 63H60L61 61H60V62H59ZM71 61H72V60H71ZM71 61L69 60V61H67V62H69V63L71 64ZM88 61H87V62H88ZM95 61H96V60H95ZM95 61H91V62L94 63ZM103 61H104V60H103ZM111 61H112V60H111ZM118 61H119V60H118ZM162 61H164V60L162 59ZM162 61H161V62H162ZM20 62H21V61H20ZM44 62H46V61H44ZM54 62H52V63H54ZM81 62H80V64H82ZM91 62H90V63H91ZM104 62H105V61H104ZM142 62H143V58H142ZM161 62H160V63H161ZM42 63H43V61H42ZM42 63H39V62H38V63H36V64H37V66H39L40 70H42V71L45 72V73L47 72L48 74L50 73L54 78H57V79L60 80L61 77H59V76H61V74H62L63 76L66 75V74H63V71L61 72V74H59L60 72L57 70L58 67H56V68H57L56 70H57L59 73H58L56 70H55V71H56L57 73H55L53 69H51V68H50V69L47 68V67H48L47 65H46L47 67H45V63H44V64H42ZM85 63H86V62H85ZM85 63H84V64H85ZM93 63H92V64H93ZM111 63H112V62H111ZM114 63L117 64L116 62H114ZM134 63H133V64H134ZM147 63H146V64H147ZM160 63H159V64H160ZM164 63H166V61H165ZM164 63H163V66H164L163 69H164V70L162 71V72H163L162 74H164V77H165V75H170V74H171V75H174V70L172 69V67H170L171 64H170L169 66L166 67V66H165L166 64H164ZM16 64H18V63H16ZM19 64H18V65H19ZM24 64H26V63H24ZM46 64H47V63H46ZM87 64H88V65H91V64H89V63H87ZM112 64H113V63H112ZM112 64H110V67H111ZM115 64H113L112 66H114V67L116 68ZM121 64H122V63H121ZM144 64H145V63H144ZM12 65H13V64H12ZM22 65H23V67H21ZM52 65H53V64H52ZM52 65L49 66V67H53V66H54V65H53V66H52ZM66 65H65V66H66ZM71 65H72V64H71ZM71 65H70V66H67V67H69L68 70L71 68ZM73 65H74V64H73ZM104 65H105V64H104ZM106 65H107V64H106ZM129 65H132V63L129 64ZM134 65H135V64H134ZM140 65H141V64H140V62H139V66H140ZM148 65H146V66L148 67ZM167 65H168V64H167ZM10 66H11L13 69H14V68H15V69L12 70V69L10 68ZM61 66H62V67H61ZM94 66L96 67V65H94ZM100 66H101V65H100ZM119 66H120V63H119V65L117 64V67H119ZM122 66H123V65H121V67H122ZM126 66L128 67V65H125V68H126ZM141 66H142V65H141ZM150 66H152V64L149 65V67H150ZM161 66H162V63H161ZM161 66H160V67H161ZM54 67H55V66H54ZM54 67H53V68H54ZM104 67H105V66H104ZM106 67H107V66H106ZM108 67H109V64H108ZM108 67H107V69L109 70ZM131 67H132V66H131ZM131 67H130V68H131ZM135 67H137V66H135ZM153 67H154V66H153ZM153 67H151V68H153ZM157 67H158V66H157ZM73 68H74V67H73ZM115 68H112L113 70H115V73H119V71L122 73L120 67H119V68H120L119 71H116L117 68H116V69H115ZM119 68H118V69H119ZM130 68H129V71H130ZM145 68H146V67H145ZM166 68H167V69H166ZM54 69H55V68H54ZM64 69H65V68H64ZM79 69H82V68H79ZM101 69H104V70H105V68H103V67H101ZM110 69H111V68H110ZM136 69L139 70L140 68L137 67ZM136 69H135V70H136ZM153 69H154V68H153ZM153 69H152L151 71H153ZM157 69H158V68H157ZM32 70H33V69H32ZM52 70H53V72H52ZM66 70H67V69H66ZM71 70H72V71H71L69 74H70L71 76H73V77H75V76H77V75H78L79 77H81V76H83V74H86V76L89 75V77H91V76H95V75H92V74H97V75L100 74V73L98 72V71H99V68H98L97 72H96V71H90L89 73H88V70H87V71H84L83 69H82V70H77V68H76V69L74 68V69H71ZM104 70H103V71H104ZM122 70H123V69H122ZM126 70H127V69H126ZM126 70H125V71H126ZM131 70H132V69H131ZM140 70H141V69H140ZM147 70H148V68H146V70H145V72H144L143 74H146ZM257 70H258V69H257ZM60 71H61V70H60ZM103 71H101L102 74H104ZM106 71H107V70H106ZM106 71H104V72H106ZM111 71H112V70H111ZM132 71H133V70H132ZM141 71H142V70H141ZM155 71H156V70L154 69V72H155ZM159 71L161 72V69H159ZM36 72H38V71H36ZM68 72H69V71H68ZM68 72H67V73H68ZM84 72H85V73H84ZM86 72H87V73H86ZM107 72H108V71H107ZM113 72H114V71H112L111 73L109 72V73L111 74V77L113 76V75H112ZM134 72H135V71H133V73H134ZM139 72H140V71H139ZM139 72H138V75H141ZM142 72H143V71H142ZM156 72H158V70H157ZM133 73H129V74H130V75H131V74L133 75ZM135 73H136V72H135ZM148 73H149V72H148ZM245 73H246V76H247V77H252V75H254V73H255V67H254V66H251V65L248 64V65L245 67ZM41 74H42V73H41ZM106 74L108 75V73H105V74L103 75V76H104L103 79H104V78L106 79V77H107ZM119 74H120V73H119ZM122 74H124V72H123ZM122 74H120V75H121V78L124 79V78L122 77ZM158 74H159V72H158ZM90 75H91V76H90ZM120 75H119V78H120ZM124 75H127V73H125ZM124 75H123V76H124ZM135 75H137V74H135ZM149 75H150V74H149ZM149 75H148V76H149ZM152 75H153V74H151L150 77H152ZM63 76H62V79H64ZM68 76H69V75H68ZM68 76H65L66 79L69 78ZM71 76H70V78H71ZM109 76H110V75H109ZM114 76H115V75H114ZM116 76H118V74H117ZM133 76H134V75H133ZM155 76H157V74H156ZM158 76H159V75H158ZM67 77H68V78H67ZM84 77H85V75H84ZM96 77L98 78V76H96ZM124 77H125V76H124ZM136 77H137V76H136ZM136 77H135V78H136ZM159 77H160V78H163V75H162V77H161V74H160ZM75 78H76V77H75ZM77 78H78V77H77ZM81 78H82V77H81ZM92 78H93V77H92ZM113 78H115V77H113ZM116 78H117V77H116ZM129 78H130V77H129ZM132 78H133V77H132ZM154 78H155V77H154ZM156 78H157V77H156ZM165 78H166V77H165ZM165 78H163V79L165 80ZM66 79H65V80H66ZM71 79H73V78H71ZM127 79H128V78H127ZM150 79H152V78H150ZM65 80H64V82H65ZM78 80H79V79H78ZM113 80H115V79H113ZM156 80H157V79H156ZM166 80H167V81L169 80L168 77H167ZM75 81H76V80H75ZM99 81H100V80H99ZM117 81H122V80H117ZM153 81H154V79H152V84H153ZM160 81H161V80H160ZM167 81L164 82V88H165V84L167 83ZM83 82H84V81H83ZM83 82H82V83H83ZM91 82H92V81H91ZM93 82H94V81H93ZM93 82H92V83H93ZM105 82H106V81H105ZM113 82H114V81H113ZM131 82H132V81H131ZM79 83H80V81H79ZM85 83H86V82H85ZM89 83H90V82H89ZM95 83H96V82H95ZM111 83H112V82H111ZM111 83H110V84H111ZM116 83H117V82H116ZM123 83H124V82H123ZM155 83H156V81H155ZM65 84H66V83H65ZM67 84H68V86H69V83H67ZM77 84H78V83H76V87H78ZM83 84H84V83H83ZM127 84H128V83H127ZM152 84H151V85H152ZM159 84H161V83H159ZM159 84H157V85H159ZM70 85L74 86L73 84H70ZM79 85H80V84H79ZM90 85H91V83H90ZM90 85H89V87H90ZM115 85H116V84H115ZM119 85H120V84H119ZM123 85H124V84H123ZM145 85H146V84H145ZM155 85H156V84H155ZM157 85H156V86H157ZM80 86H81V85H80ZM94 86H95L94 88L91 86V87H92V88H90L91 90L88 89V88H89L88 85H87V87H88L87 89L83 88V89H84V90H83V89L81 88L79 91H78L77 89H76V90H77V92H80V93H85V92H86V94L89 93L90 95H94V98H93V99H89V100H92V101H94V102L96 101V104L99 105L100 108H101V105H103L102 103H104L105 100H104V98H102V101H103V102H101V100L99 101V99H101V97H103V96H101V95L99 96V95H98V96L100 97V98H99V97H97V96H95V95H97V93H103V92H107V93L109 94V92H111V90H109V89H111V88H110V86H108V84H106L107 87H101V88H97L98 84H95ZM132 86H133V85H132ZM167 86H168V83H167ZM167 86H166V88H167ZM76 87H75V88H76ZM83 87H85V86L83 85ZM108 87H109V88H108ZM126 87H127V85H126ZM223 87H225V86H223ZM223 87H221L222 90L220 89V87L216 88L213 96H216V95H217V97H218V93L220 92V90H221V91L224 90V91H223V92H224L223 95L226 94V91H227V90H228V91L231 90V91L233 92V94H232L233 97L235 98L234 95H236V97H238V95H237L238 93L235 94V93L237 92L236 89H235L236 87H235V88L232 87V88H234L233 90L227 88L226 91H225V89H223ZM70 88L73 89L72 87H70ZM78 88H80V87H78ZM95 88H96V89H95ZM140 88H141V87H140ZM150 88H151V87H150ZM162 88H163V87H162ZM166 88H165V89H166ZM123 89H124V88H123ZM126 89H127V88H126ZM132 89H133V88H132ZM146 89H147V88H146ZM158 89H159V88H158ZM160 89H161V88H160ZM167 89H168V88H167ZM74 90H75V89H74ZM85 90H87V91H85ZM129 90H130V89H129ZM148 90H149V89H148ZM156 90H157V89H156ZM156 90H155V92L152 91V90H151V91L154 92V93H156ZM126 91H127V90H126ZM231 91H230V92H231ZM144 92H147V91H144ZM234 92H235V93H234ZM121 93H122V92H121ZM171 93H172V92H171ZM89 94H87V95H89ZM142 94H143V93H142ZM84 95H85V94H84ZM111 95H112V94H111ZM132 95H133V94H132ZM139 95H140V93H139ZM150 95H151V94H150ZM156 95H157V94H156ZM223 95H221V93H220V96L218 97V99L220 98L221 101H223V102H224V100H225L226 98H227V101H229V102H231L230 100L234 99V98L230 99V97H231L232 95L229 96V95H230L229 92H228V96L225 95L226 97L224 96V98L222 97ZM248 95H249V94L246 95V96H247V99L251 96V95H250V96H248ZM128 96H129V95H128ZM141 96H142V95H141ZM145 96H146V95H145ZM148 96H149V95H148ZM148 96H147V97H148ZM152 96H154V95L152 94ZM89 97H90V96H89ZM115 97H116V96H113V98H115ZM130 97H131V96H130ZM139 97H140V96H139ZM143 97H144V96H143ZM147 97H146V98H147ZM109 98L111 99V96H108V97H107V99H109ZM119 98H120V97H119ZM122 98H123V97H122ZM134 98H135V97H134ZM149 98H150V97H149ZM222 98H223V100H222ZM250 98H252V97H250ZM74 99H75V98H74ZM107 99H106V101H107ZM137 99H138V98H137ZM137 99H135V102H136V103H138V101H139L141 98H139L138 101H137ZM155 99H156V98H155ZM220 99H219V100H220ZM228 99H230V100H228ZM252 99H253V98H252ZM252 99H248V100H249V103H252V105H253V104H255V103H254V102H250V100L252 101ZM116 100L119 101L120 99L117 98ZM116 100H115V101H116ZM125 100H126V98H125ZM125 100L123 99V101H124V103L122 102L123 104L120 103L122 100L119 101V103L121 104V106H120L119 103H116L117 101L115 102V103H116L115 105H117V106L119 105L120 109H123L122 106L125 105V106H124V110H122V111H124V112L126 111V110H125L126 107H127V109H129L128 104L126 105V103L128 102V100H127V101H125ZM141 100L143 101V98H142ZM141 100H140V101H141ZM152 100H153V99H152ZM156 100H157V99H156ZM106 101H105V103H107ZM109 101H110V100H109ZM111 101H112L111 103H109V102H108V103L111 104V105L109 106V107H110V110H113L115 106H113V105H114L113 100H111ZM146 101H147V99H146ZM149 101L151 102L150 99H149ZM232 101H233V100H232ZM235 101H236V100H235ZM253 101H254V100H253ZM99 102H101V103H99ZM125 102H126V103H125ZM131 102L134 103V101H131ZM143 102H144V101H143ZM155 102H157V101H155V100L152 101V103L156 104ZM159 102H161V101H159ZM247 102H248V101H247ZM81 103H82V102H81ZM108 103H107V105H109ZM112 103H113V105H112ZM128 103H129V102H128ZM140 103H141V102H140ZM140 103H138V105H139V106L142 105L141 107L144 108L145 106H143V103H142V104H140ZM148 103H149V102H147V104H148ZM224 103H226V102H224ZM130 104H131V105H130ZM130 104H129L130 107H131V106H135L134 110L137 109V108H136V105H134V104H132V103H130ZM144 104H146V102H144ZM79 105H80V104H79ZM79 105H77V106H79ZM97 105H96V106H97ZM104 105L106 106V104H104ZM148 105H149V104H148ZM150 105H152V104L150 103ZM150 105H149V106L146 105V107H145V108L147 109L146 111H145V109H143V108H141V111H142V109H143L145 112H147V113H151V114H150V117H149V115H148V117H149V119H153V118H154L153 120L155 121V120H156V116H154V117L152 116V118H151V115H152V113L154 112V110H152V112H151V111H150V112L148 111V109H149L150 107H152V106H150ZM236 105H237V103H236ZM247 105H248V104H247ZM82 106H83V105H82ZM86 106H87V105H86ZM86 106L84 105V107H86ZM99 106H98V107H99ZM112 106H113V109H111ZM117 106H116V107H117ZM153 106H154V105H153ZM209 106H210V107H208V108H209V109H212V110H215V108H216L215 105H214V102H213L212 105H209ZM79 107H80V106H79ZM79 107H78V109H79ZM107 107H108V106H107ZM109 107H108V108H109ZM116 107H115V110L117 109ZM137 107H138V106H137ZM148 107H149V108H148ZM156 107H157V106H156ZM225 107H226V106H225ZM249 107H250V104H249ZM75 108H76V107H75ZM102 108H103V106H102ZM108 108H107V110H109ZM131 108H132V107H131ZM131 108H130V109H131ZM152 108L154 109V107H152ZM152 108H150V110H151ZM87 109H88V108H87ZM104 109H105V108H104ZM130 109H129V110H130ZM138 109H139V108H138ZM158 109H160V108H158ZM164 109H165V107H164ZM69 110H71V111H69ZM90 110H91V109H90ZM110 110H109V111H110ZM115 110H114V111H115ZM117 110H118V109H117ZM225 110H226V109H225ZM88 111H89V109H88L87 112H86V113H88V115L90 116V117H88V118H92V115H94V114H92L91 111H90V112H88ZM118 111H120V110H118ZM118 111H117V112H118ZM122 111H121V115L124 114V112L122 113ZM144 111H142L141 113H143ZM155 111H156V109H155ZM82 112H83V111H82ZM84 112H85V111H84ZM115 112H116V111H115ZM134 112L137 113L138 110H137V112H136V110H135ZM134 112H133V111L131 112V110L129 111L130 114H131V113L134 114V118H135L136 115H135ZM145 112H144L142 115H144V114L146 115ZM210 112H211V110H209V113H210ZM86 113H85V114H86ZM113 113H114V112H113ZM119 113H120V112H119ZM119 113L117 114V115H118L117 117H119L118 120L120 119V121H121L123 118H120V117H123V115L120 116ZM141 113H140V110H139V116H138V114H137V116H138L137 119H138V120H139V118H140V119L142 118V116L140 117ZM154 113H155V112H154ZM154 113H153V115H154ZM170 113H171V112H170ZM227 113H228V112H227ZM227 113H226V114L224 113V116L227 115ZM96 114H99V113H96ZM125 114H126V112H125ZM125 114H124V115H125ZM127 114H128V111H127ZM236 114H237V112H236ZM113 115H116V113H114ZM128 115H129V114H128ZM128 115H127L126 117L124 116V118H125V119H127V118L130 119V117H131L132 115H130V117H129ZM246 115H247V114H246ZM246 115H244L243 118H244ZM249 115H250V114H249ZM252 115H253V114H252ZM252 115L250 116V117H252V118L250 119V120H252V121L249 120L250 117H248V116H246L244 119L246 120V118L248 117V120H249V122H251V123L255 120L254 122H256V124H255V123H252V125H253V124L256 125V126L259 125L258 122H257V121L259 120V118H260L259 115H258V116H257V115H254V116L259 117L258 120L255 119V118H257V117H254V119H253V116H252ZM233 116H235V115H233ZM233 116H232L231 114H230V115L228 114L227 117L229 118V120H227L228 118L226 119V117H225L226 120L224 119L222 122H223L224 124H226L225 121H228V125H229V124L231 123V122H229V121L231 120V118H232ZM238 116H239V115L237 114L236 117H233L232 120H231V121H233L234 124H235L234 127L231 126V128L233 127V128H232V131H234V130H236V131H238V130L241 131V129L243 128V130L245 129L244 132H246V131H247V130H246V127L248 128V123H249V122H248L247 120H246L247 123H245V122H244V123L241 122L240 117H239V119L237 118ZM260 116H261V115H260ZM148 117H147V116H146V117L144 116V118H147V119H148ZM230 117H231V118H230ZM72 118L74 119V116H73ZM83 118H84V119H83ZM94 118H95V117L93 116V119H94ZM97 118H98V117H97ZM115 118H116V117H115ZM70 119H71V117H70ZM125 119H124V120H125ZM128 119H127V121H129L130 123L128 122L129 125H128V124H126V125H128V127L131 125L130 128L133 127L132 130L135 131L136 128H137V130H139V128H145V127H143V126H144V125H143L144 122H143V123L141 122V124H142L143 126H142V127H139V126H140V121H142L143 118L139 121V124H138V123H135V127H136L135 129H134V125L132 126L131 123L134 124V121H135V122L137 121L136 118H135V120H133V117L131 118L132 120H131V119L128 120ZM233 119H234V120H233ZM235 119H238V121L240 120L239 122L243 123L244 126L247 124V126H246V127L241 126L242 128L240 127L241 129H239V126H240L239 124H240V123H239L237 120L235 121ZM96 120H97V119H96ZM98 120H99V118H98ZM98 120H97V121H98ZM103 120L105 121L104 118H101L100 122L102 121L101 123H103ZM124 120L121 121V122H123V124H124L125 122L127 123V121L125 120V122H124ZM164 120H165V119H164ZM245 120H242V121H245ZM261 120H262V118L260 119V122H261ZM131 121H133V122H131ZM143 121H145V120H143ZM145 122H146V121H145ZM148 122H150V123L148 124ZM222 122H220V125H221ZM235 122H236V123H235ZM237 122L239 123V124H238L239 126H236ZM260 122H259V123H260ZM106 123H109V124L106 125ZM151 123H152V120H151V121L148 120L147 123H145V124L151 125ZM251 123H250V124H251ZM261 123H262V122H261ZM234 124L231 123V125H234ZM112 125H113V126H112ZM136 125H137V126H136ZM138 125H139V126H138ZM165 125H166V124H165ZM260 125L262 126V124H260ZM260 125H259L258 127H260ZM111 126H112V128H111ZM145 126H146V125H145ZM156 126H157V125H156ZM169 127H170V126H169ZM221 127H223L221 130H223V131L226 132L227 128H226V130H225V127H227V126L224 127V125H223V126L221 125ZM235 127H237L238 130H237ZM62 128H63V129L66 128V129H67V130L65 131L64 134H63V131H64V130H62V132H60V130H59V129H62ZM114 128H115V127H114ZM153 128H155V127H153ZM160 128H161V127H160ZM231 128L229 127L228 130H229V129L231 130ZM234 128H235V129H234ZM250 128H251V127H250ZM151 129H152V128H151ZM151 129H149V130L152 131ZM161 129H162V128H161ZM257 129H259V128H257ZM261 129H262V128H261ZM261 129H259V130H261ZM146 130H147V129H146ZM162 130H163V129H162ZM162 130H160V131H162ZM167 130H169V129H167ZM228 130H227V131H228ZM139 131H140V130H139ZM141 131H142V130H141ZM154 131H155V130H153V132H154ZM169 131H170V130H169ZM171 131H172V130H171ZM190 131H191V130H190ZM232 131H229V132L232 133ZM236 131H234V133H235ZM155 132H156V131H155ZM157 132H158V131H157ZM225 132H224V135H226L225 138H227V137H228L227 134H228L229 132L226 133V134H225ZM250 132H251V131H250ZM114 133H115V134H114ZM117 133L119 134V133H121V132H117ZM142 133H144V132H142ZM146 133H147V131H146ZM159 133H160V132H159ZM159 133H157V134H159ZM170 133H171V132H170ZM189 133H192V134H193L194 132H189ZM195 133H196V132H195ZM195 133H194V134H195ZM230 133H229V134H230ZM236 133H238V136H239V132H236ZM62 134H63V135H62ZM113 134H114L115 137L113 136ZM121 134H123V131H122ZM148 134H149V133H148ZM148 134H147V135H148ZM152 134H153V133H152ZM157 134H156V135H157ZM161 134H162V132L160 133V136H163V135H161ZM166 134H167V133H166ZM166 134H165V135H166ZM194 134H193V136L196 135V134H195V135H194ZM229 134H228V135H229ZM232 134H233V133H232ZM245 134H246V133H245ZM248 134H249V132H248ZM248 134H246L245 136H244V134H243V136L245 137L244 140H247L246 138H247V135H248ZM172 135H173V134H171V136H170L171 139H172ZM176 135H178V134L175 133V136H176ZM179 135H180V132H179ZM179 135H178V136H179ZM186 135H187V133H186ZM188 135H189V134H188ZM222 135H223V134H222ZM235 135H236V134H235ZM235 135H230V136H232V137H231V139H230L229 141H233L234 139H232V138H234ZM241 135H242V132H241ZM249 135H250V134H249ZM249 135H248V137L251 136V135H250V136H249ZM256 135H257V134H256ZM116 136H117V138L120 137V138H119L120 141H118L119 143L116 142V141H117ZM132 136H133V135H132ZM145 136H146V135H145ZM145 136H144V137H145ZM157 136H159V135H157ZM157 136H156V137H157ZM175 136L173 135V137H175ZM193 136H191V137H193ZM230 136H229V137H230ZM257 136H258V135H257ZM257 136H256V137H257ZM259 136H260V138L262 137V135H260V134H259ZM259 136H258V138H259ZM133 137H134V136H133ZM189 137H190V135H189ZM189 137H188V138H189ZM229 137H228V138H229ZM252 137H255V136L252 135ZM252 137H251V138H252ZM114 138H115L116 140H115ZM154 138H155V137H154ZM167 138H168V137H167ZM237 138H238V137H237ZM237 138H236V139H237ZM119 139H118V140H119ZM126 139H127V138H126ZM126 139H125V141H126ZM136 139H137V138H136ZM146 139H148V137H147ZM171 139L169 138L170 142L173 143V141H171ZM190 139H191V138H190ZM193 139H194V137H193ZM203 139H204V138H203ZM222 139H223V138H222ZM238 139H239V138H238ZM242 139H243V137H242ZM128 140H129V139H127V143H129ZM130 140H131V139H130ZM148 140H149V139H148ZM152 140H153V139H152ZM152 140H150V141H152ZM163 140H164V139H163ZM175 140H176V139H175ZM191 140H192V139H191ZM248 140H249V138H248ZM252 140H254V138H253ZM257 140H258V139H257ZM261 140H262V139H261ZM125 141H124V142H125ZM155 141H156V140H155ZM160 141H162V140H160ZM177 141H178V140H177ZM204 141H205V139H204ZM204 141H203V142H204ZM225 141H226V140H225ZM225 141L223 140V142H225ZM229 141H228V142H229ZM235 141H236V140H234V142H235ZM241 141H242V140H241ZM255 141H256V139H255ZM124 142H122V146L124 145V144H123ZM156 142H157V141H156ZM158 142H159V140H158ZM194 142H195V141H194ZM203 142H202V143H203ZM205 142H206V141H205ZM228 142L226 141L225 143H228ZM234 142H233V143H234ZM242 142H243V141H242ZM249 142H250V143H249L248 145H252V142H254V141L249 140ZM258 142H259V141H258ZM154 143H155V142H154ZM164 143L166 144L165 141H164ZM164 143H161V144H164ZM188 143H189V142H188ZM196 143H197V142H196ZM200 143H201V141H200ZM225 143H224V144H225ZM237 143H238V141H237ZM255 143H256V142H255ZM255 143H254V144H255ZM261 143H262V142H261ZM142 144H143V142H142ZM167 144H168V142H167ZM174 144H177V143H174ZM179 144H180V143H179ZM208 144H210V143H208ZM208 144H207V145H208ZM224 144H223V145H224ZM230 144H231V142H230ZM240 144H242V143H240ZM60 145H61V147H60ZM62 145H63V146H62ZM144 145H146V144H144ZM168 145H169V144H168ZM177 145H178V144H177ZM177 145H176V146H177ZM181 145H183V144H181ZM203 145H206V144H203ZM227 145H229V144H227ZM227 145H224V146L226 147ZM245 145H246V144H245ZM248 145H246L245 147H248ZM146 146H147V145H146ZM178 146H179V145H178ZM189 146H190V145H189ZM211 146H212V145H211ZM211 146H209V148H210ZM231 146H232V145H231ZM231 146L229 145V147L231 148V151H232V147H231ZM233 146H234V145H233ZM235 146H236V145H235ZM54 147H53V149H54ZM75 147H77V148L75 149ZM125 147H127V145H125ZM125 147H124V149L122 148V149L124 150V151H122L123 153H124L125 150H126ZM148 147H149V146H148ZM196 147H197V146H196ZM198 147H199V146H198ZM200 147H201V146H200ZM216 147H219V146H215L214 148H213V146H212L211 148H212V149H215ZM238 147H239V146H238ZM250 147H251V146H250ZM250 147H249V148H250ZM63 148H61L60 151H61ZM130 148H131V146H130ZM146 148H147V147H146ZM149 148H150V147H149ZM227 148H228V147H227ZM239 148H240V147H239ZM119 149H120V151H119ZM127 149L129 150V148H127ZM218 149H219V148H218ZM51 150H52V149H51ZM54 150L57 151V148L54 149ZM133 150L135 151L136 149H132V151H133ZM149 150H150V149H149ZM149 150H148V152H150ZM185 150H186V148H185ZM192 150H193V149H192ZM194 150H195V149H194ZM200 150H201V149H200ZM223 150H224V147H223ZM229 150H230V149H229ZM229 150H227V151L229 152ZM236 150H237V149H236ZM236 150H233V151L236 152ZM240 150H241V148H240ZM60 151L58 150V152H60ZM129 151H130V150H129ZM129 151H126V152H129ZM132 151H131V152H132ZM151 151L154 152V150H151ZM190 151H191V150H190ZM205 151H206V150H205ZM212 151H213V150H212ZM216 151H217V150H216ZM218 151H220V153H221V150H218ZM225 151H226V149H225ZM225 151H223V153H225ZM227 151H226V153H227ZM231 151H230V152H231ZM237 151H238V150H237ZM76 152H74V153H76ZM122 152H121V153H122ZM146 152H147V150H146ZM148 152H147V153H148ZM153 152L148 153V155L151 154V153H153ZM188 152H189V151H188ZM210 152H211V151H210ZM214 152H215V151H214ZM74 153L72 152V154H74ZM79 153H80V154H79ZM123 153H122V154H123ZM129 153H130V152H129ZM129 153H128V154H129ZM136 153H137V154H136ZM136 153H135V154L138 155L137 150H136ZM186 153H187V152H186ZM189 153H190V152H189ZM193 153H195V152H193ZM193 153H192V154H193ZM196 153H197V152H196ZM232 153H233V152H232ZM232 153H231V154H232ZM236 153H237V152H236ZM236 153H235V156H236ZM60 154H61V153H60ZM64 154H63V156H64ZM122 154H120V155H122ZM153 154H154V153H153ZM177 154H178V153H177ZM184 154H185V153H184ZM198 154H199V152H198ZM213 154H214V153H213ZM229 154H230V153H229ZM240 154H241V153H240ZM61 155H62V154H61ZM74 155H77V154H74ZM74 155H73V156H74ZM151 155H152V154H151ZM187 155H189V154H187ZM201 155H202V154H201ZM208 155H209V154H207V156H208ZM210 155H211V154H210ZM214 155H215V156H216V155L219 156L218 153H216V154H214ZM68 156L66 155L65 157H68ZM125 156H126V155H125ZM199 156H200V155H199ZM220 156H222V155H220ZM220 156H219V157H220ZM233 156H234V155H233ZM249 156H250V155H249ZM76 157H77V156H76ZM76 157H75V158H76ZM78 157H77L76 159L71 158V157L65 158V159H67V161H68L69 158L72 159V161H70V162L68 161L69 163H67V162H66V163H67V164H70V163L72 164V162L75 163V161H73V159H74V160H77ZM81 157L78 159V160H80V161H78V163H79V162H81V163L83 162V161L81 160V159H82ZM111 157H112V158H111ZM123 157H124V156H123ZM185 157H186V156H185ZM194 157H195V156H194ZM209 157H210V156H209ZM216 157H217V156H216ZM216 157H215V158L212 157V158H214V160H215V159H217ZM55 158H56V159L53 160V161H55V162H56V160H57V161H58L59 159L61 160V157H60L59 159H57V156H56ZM190 158H191V157H190ZM206 158H207V157H206ZM206 158H205V159H206ZM63 159H64V158H63ZM111 159H112V161H111ZM120 159H121V158H120ZM120 159L117 160L116 162H117V163H120L121 161H122V162L124 161V160H120ZM123 159H125V158H123ZM199 159H200V158H199ZM210 159H211V158H210ZM210 159H209V160H210ZM219 159H220V158H219ZM245 159H246V158H245ZM250 159H251V158H250ZM130 160H131L132 162H133V161L135 162L134 159H133V160L130 159ZM130 160H128V158L126 159V162L129 161V165H130V163H131ZM203 160H204V159H203ZM207 160H208V159H207ZM238 160H239V159H238ZM247 160H248V159H247ZM247 160H245L244 162H247ZM61 161H63V160H61ZM118 161H119V162H118ZM196 161H197V160H196ZM200 161H202V160H200ZM239 161H240V160H239ZM248 161H249V160H248ZM255 161H257V160H255ZM64 162H65V161H64ZM85 162H87V161H85ZM122 162L120 163L121 165H120V164H116V163H114V166L112 167V169L115 167V164H116V165H119V166H117L118 169H120L121 167H123L124 165H126V162H125V161H124L123 163H122ZM168 162H169V161H168ZM197 162H198V161H197ZM210 162H211V161H210ZM210 162L208 161V163H210ZM214 162H215V161H214ZM214 162H213V163H214ZM259 162H260V161H259ZM259 162H258V164H259ZM56 163H57V162H56ZM90 163H91V162H90ZM124 163H125V164H124ZM199 163H200V162H199ZM216 163H217V162H216ZM216 163H214V164H216ZM220 163H221V162H220ZM223 163H224V161H223ZM226 163H227V162H226ZM236 163H237V162H236ZM248 163H253V164H254V161H253V162L250 161V162H248ZM131 164H132V163H131ZM134 164H135V163H134ZM137 164H138V163H136V165H137ZM195 164H197V163L195 162ZM195 164H194V165H195ZM201 164H203V163H201ZM227 164H228V163H227ZM227 164H225V165H227ZM237 164H238V163H237ZM240 164H241V163H240ZM255 164H256V162H255ZM261 164H262V163H261ZM112 165H113V164H112ZM122 165H123V166H122ZM136 165H135V166H136ZM142 165H143V164H142ZM170 165H171V164H170ZM212 165H213V164H212ZM216 165H217L216 168H218L219 163H217ZM220 165H222V164H220ZM246 165H247V163H246ZM246 165H243V166L245 167V169H246ZM251 165H252V164H251ZM259 165H260V164H259ZM259 165H257V166H259ZM120 166H121V167H120ZM137 166L139 167V165H137ZM137 166H136V167H137ZM140 166H141V165H140ZM144 166H148V165H144ZM171 166H172V165H171ZM171 166H170V167H171ZM191 166H192V164H191ZM198 166H199V165H198ZM202 166H203V165H202ZM223 166H224V165H223ZM228 166H229V165L224 166V167H226L227 169L230 168V169H228V170H227L226 168H225V169L228 171L227 173H228V175H229V177H230V179H231V175H232V172L230 171V170H231V167H228ZM249 166H250V164L247 165V168H248ZM130 167H131V166H130ZM133 167H134V166H133ZM133 167H131V168H133ZM165 167H166V165H165ZM165 167H164V169H165ZM167 167H168V166H167ZM196 167H197V166H196ZM203 167H204V166H203ZM205 167H206V166H205ZM211 167H212V166H211ZM238 167H239V166H238ZM241 167H242V165H241ZM250 167H251V166H250ZM250 167H249V168H250ZM262 167H263V165H262ZM131 168H129V170H130ZM141 168H142V167H141ZM148 168H149V167H148ZM150 168H152V167L150 166ZM154 168H155V167H154ZM168 168H169V167H168ZM168 168H167V170H168ZM198 168H199V167H198ZM214 168H215V167H214ZM242 168H243V167H242ZM121 169H122V168H121ZM134 169H135V167H134ZM134 169H133V170H134ZM194 169H195V167H194ZM202 169H203V168H202ZM208 169H209V168H208ZM219 169H220V168H219ZM258 169H259V171H260L261 167H260V168H257V167H256V169L253 168V171H254V170H258ZM262 169H263V168H262ZM262 169H261V172H260V173L263 172V175H262V174H261V175H262V177L264 178V171H262ZM126 170H128V169H126ZM169 170H170V169H169ZM195 170H196V169H195ZM200 170H201V168H200ZM210 170H211V169H210ZM214 170H215V169H213V171H211V172H214ZM164 171H165V170H164ZM204 171H205V169H204ZM206 171H207V170H206ZM215 171H216V170H215ZM220 171H221V170H220ZM198 172H199V170H198ZM201 172H203V171H201ZM216 172L218 173L219 170H217ZM229 172H231V173L229 174ZM254 172H255V174L257 173L256 171H254ZM208 173H209V171H208ZM208 173H207V174H208ZM217 173H216V175H218ZM220 173L224 174L222 171H221ZM260 173H258L257 175H260ZM202 174H203V173H202ZM202 174H201V175H202ZM204 174H206V173L204 172ZM222 174H221V175H222ZM211 175H213V174H211ZM216 175H215V176H216ZM206 176H207V175H206ZM213 176H214V175H213ZM226 176H227V175H226ZM218 177H220V175H219ZM262 177H260V178H262ZM208 178H209V177H208ZM216 178H217V177H216ZM224 178L226 179V177H224ZM197 179H198V178H197ZM214 179H215V178H214ZM225 179H222V178H221V180H222V184H221V182L219 183V184L223 185L222 188L224 187V181L226 182V180H227V179H226V180H225ZM212 180H213V179H212ZM216 180H217V182H218V180L220 181V178H217ZM223 180H224V181H223ZM232 180H234L233 177H232ZM232 180H228L227 182H229V184H230L231 182H233ZM190 181H194V178H193V180H190ZM190 181H188V182H190ZM196 181H198V180H196ZM209 181H210V180H209ZM230 181H231V182H230ZM200 182H201V181H200ZM217 182H215V183H217ZM194 183H195V185H196V182H195V181H194ZM194 183H193V184H194ZM202 183H203V181H202ZM213 183H214V182H213ZM235 183H236V182H235V180H234V183L231 184V185H229V186L234 187V184H235ZM193 184H192V187H193ZM203 184H204V186H206L205 183H203ZM219 184H217V185H219ZM225 184H226V183H225ZM258 184H259V182L256 183V186H257V187H259V186H261V185H264V184H262V183L259 184V185H258ZM197 185L199 186V185H201V183H200V184H197ZM215 185H216V184H215ZM239 185H240V184H239ZM202 186H203V185H201V187H202ZM219 186H220V185H219ZM219 186H218V187H219ZM192 187H191V188H192ZM195 187H196V186H195ZM232 187H230V188H232ZM236 187H237V186H236ZM240 187H241V186H240ZM262 187H264V186H262ZM199 188H200V186H199ZM204 188L206 189V187H204ZM207 188H208V187H207ZM210 188H211V187H210ZM226 188H227V187H226ZM259 188L262 190L261 187H259ZM193 189H196V188H192V190H193ZM202 189H203V188H201L200 190H202ZM208 189H209V188H208ZM212 189H213V188H212ZM224 189H225V188H224ZM224 189H223V190H224ZM233 189H234V188H233ZM263 189H264V188H263ZM198 190H199V189H198ZM210 190H211V189H210ZM227 190H228V189H227ZM231 190H232V189H231ZM236 190H237V188H236ZM193 191H195V190H193ZM225 191H226V189H225ZM228 191H229V190H228ZM234 191H235V190H233V192H234ZM202 192H203V191H202ZM205 192H206V193H205ZM205 192H204V193H205L206 196H209V195H210V197H211V194L208 193V195H207V192H209V191H206V190H205ZM212 192H213L212 198L215 197L214 200H215V199H216V201L219 200V202H217L216 204H214V202H213V200H212L211 198H210V200H212V201L209 200V197H206V196H205V198H207V202L210 201L209 204L212 203V205H213V204H214V205H217L218 203H219V205H220V204L223 202L224 204L222 203V205H220V206H221V208H224V207L226 208L227 205L229 204V202L225 201V202L228 203V204L226 203L227 205H225L224 200H226V199H225L226 197L224 196V199H222V196H223L224 194H223V195L221 194V197H219V195H218V196H217V195L215 196V193H216V192H215V193H214V191H212ZM212 192L210 191V193H212ZM231 192H232V191H230V193H231ZM263 192H264V191H263ZM191 193H192V192H191ZM204 193H203V194H204ZM217 193H218V192H217ZM217 193H216V194H217ZM227 193H228V192H227ZM259 193H262V191H259ZM197 194H198V192H197ZM197 194H196V195H197ZM199 194L201 195V192H200ZM219 194H220V192H219ZM238 194H239V193H238ZM241 194H242V193H241ZM263 194H264V193H262V195H263ZM196 195L194 194V197H195ZM231 195H232V194H231ZM213 196H214V197H213ZM234 196H235V195H234ZM243 196H244V195H243ZM198 197H199V196H198ZM198 197H197V199H198ZM201 197H203V195H201ZM217 197H218L219 199H218ZM255 197H257V196L254 195V197H252V198H254L255 200H256V199L259 200V198H255ZM220 198H221V200H220ZM228 198H229V197H227V200H228ZM233 198H235V197H233ZM217 199H218V200H217ZM245 199H246V197H245ZM245 199H244V200H245ZM260 199H261V198H260ZM195 200H196V199H195ZM205 200H206V199H205ZM222 200H223V201H222ZM237 200H239V199H237ZM244 200H243V201H244ZM246 200L249 201L248 204H252V203H253L252 205H254V202H255V201H251V199H250V200H249V199H246ZM252 200H253V199H252ZM261 200H262V199H261ZM216 201H215V202H216ZM220 201H222V202L220 203ZM228 201H229V200H228ZM231 201H232V200H231ZM231 201H230V203L232 204ZM241 201H242V200H241ZM248 201H247V202H248ZM250 201H251L252 203H250ZM256 201H257V200H256ZM263 201H264V200H263ZM263 201H262V202L259 201L260 204H262ZM245 202H246V201H245ZM245 202H244V203H245ZM247 202H246V204H247ZM257 203H258V202H257ZM205 204H206V203H205ZM231 204H229V207H230ZM234 204H235V203H234ZM198 205H199V204H198ZM203 205H204V204H203ZM203 205H202V206H203ZM232 205H233V204H232ZM263 205H264V204H263ZM263 205H262V206H263ZM207 206H208V205H207ZM222 206H224V207H222ZM233 206H234V205H233ZM235 206H236V205H235ZM249 206H250V205H249ZM260 206H261V205H260ZM260 206H259V207H260ZM208 207H209V206H208ZM212 207H214V206H212ZM215 207H216V206H215ZM215 207H214V208H215ZM231 207H232V206H231ZM231 207H230V208H231ZM263 207H264V206H263ZM205 208H206V206H205ZM214 208H213V209H214ZM221 208H220V209H221ZM225 208L223 209V211L225 210L224 213H223V211H222V213H221L220 211H219L218 213H216V212H215V211H216V208H215V209H214V216L216 215V217H217V215H220V216H221V214H223L222 216L224 217L225 221L227 222V223L224 224V225H226V226L228 227L229 230H235V229H234V226H236V225L238 224V226H240V228H238V229H239L240 231L242 230L241 233H243V234H242V237H241L242 239H240V240H242V243H243V244H242V245H239V244H238V245H239V246H242V247H243L242 249H244L245 251H247V253H248V250H249V252L251 251L250 253L254 252V255H255L256 252H257V253H259V251L262 252V253L259 254V264H264V261H263L264 259L262 258V255L264 256V243H262L263 241L260 242L259 245L256 244L257 246L254 245V246H253V249H251L250 246H249L250 244H248V243H250V241H252V237H253V238H255V237H259V236L262 237V236L264 235V225H263V223L261 224L260 221H256L257 219L259 220V218H257V217L255 216V217H256V219H255L254 216L252 215V213H251V215H252L253 217H252V219H250V214L248 213L247 215H249V216H248L249 218H247V219H249V221H250V220H251V221H252V220H255L254 223L256 224V223L258 222L260 225H255V228H253L252 225H253L254 223H253V222H250L249 225H248V224H245L246 221L243 220L244 218H243V219H240V220L244 221V223H243V224H239V223H237V221H235V220H236V219H239V218H242V216H244L243 213L241 212L242 215H241V213H239V214L241 215L240 217H238L237 215H235V216H236V217H235V216H234V213H233V215H232V212H234L235 210H232V212H231V209L228 210V207H227V209H225ZM232 208H233V207H232ZM254 208L256 209L257 207L254 206ZM213 209H212V210H213ZM233 209H234V208H233ZM235 209H236V208H235ZM240 209H241V208H240ZM252 209H253V208H252ZM255 209H254V210H255ZM259 209H260V208H259ZM212 210H211V211H212ZM226 210H227V211H226ZM238 210H239V208H237V211H238ZM242 210H243V209H242ZM217 211H218V208H217ZM228 211H229V212H228ZM257 211H259V210H257ZM260 211H263V213H264V209H263V208H261ZM230 212H231V213H230ZM255 212H256V211H255ZM194 213H195V212H194ZM194 213H193V214H194ZM212 213H213V212H212ZM215 213H216V214H215ZM219 213H220V214H219ZM245 213H246V211H245ZM245 213H244V214H245ZM199 214H200V213H199ZM206 214H207V213H206ZM206 214H205V216H206ZM236 214H237V213H236ZM253 214H254V212H253ZM258 214H259V213H258ZM195 215H196V214H195ZM207 215L209 216V217H207V218H208V221H210V219H211V221H210L211 223H210V224L215 226V222H216V221L214 222V224H213V222H212V220H214L215 218H214V219H213V217L211 218V217H210L211 214H209V213H208ZM245 215H246V214H245ZM260 215H261V214H260ZM260 215H259V216H260ZM262 215H263V214H262ZM200 216H201V215H200ZM257 216H258V215H257ZM245 217H247V216H245ZM261 217H262V216H261ZM263 217H264V216H263ZM195 219H196V218H195ZM198 219H200V218H197V220H198ZM201 219H202V218H201ZM216 219H220V217L218 216ZM222 219H223V218H221V221H222ZM247 219H246V220H247ZM193 221H194V220H193ZM202 221H203V220H202ZM221 221H220V224H219V225H221ZM223 221H224V220H223ZM225 221H224V222H225ZM217 222H218V221H217ZM217 222H216V223H217ZM261 222H262V220H261ZM196 223H197V222H195V224H196ZM200 223H201V221H200ZM202 223H204V222H202ZM205 223H206V222H205ZM218 223H219V222H218ZM222 223H223V222H222ZM251 223H252V225H250ZM193 225H194V223H193ZM196 225H197V224H196ZM196 225H194V226H196ZM198 225H200L199 222H198ZM206 225H207V224H206ZM206 225H204V226H206ZM216 225H217V224H216ZM219 225H217V226H219ZM241 225H244V227L241 226ZM217 226H216V228H217ZM247 226H249V228H248ZM257 226H258V227H257ZM259 226H260V229H259ZM196 227H198V226H196ZM202 227H203V226H202ZM222 227H223V226H222ZM227 227H225V228H227ZM236 227H237V226H236ZM241 227H242V228H241ZM206 228H209V227H206ZM250 228H251V229H250ZM199 229H200V228H199ZM236 229H237V228H236ZM238 229H237V230H238ZM258 229H259V230H258ZM206 230H207V229H204V231H206ZM209 230H210V229H208V231H209ZM218 230H219V229H218ZM220 230H221V229H220ZM197 231H198V230H197ZM199 231H201V230H199ZM208 231L205 232V233L207 234V233L211 232V231H209V232H208ZM222 232H223V231H222ZM225 232L228 233L229 235H230V233H231V232H228V231H225ZM237 232H239V231H237ZM248 232H250V234H247ZM197 233H198V232H197ZM220 233H221V232H220ZM233 234H235V233L233 232ZM246 234H247V235H246ZM209 235H210V234H209ZM211 235H212V234H211ZM221 235H222V234H221ZM224 235H225V234H224ZM224 235H223V236H224ZM235 235H236V234H235ZM235 235H234V237H235ZM248 235H249L250 237H249ZM256 235H257V236H256ZM237 236H239V235H237ZM251 236H252V237H251ZM238 238H240V237H238ZM229 239H230V238H229ZM206 240H207V239H206ZM206 240H205V241H206ZM233 240H234V239H233ZM231 241H232V240H231ZM233 242H235V240H234ZM238 242H239V239H238ZM235 243H236V242H235ZM248 246H249V247H248ZM246 247L248 248V250L246 249ZM247 255H248V254H247ZM251 255H252V254H251ZM254 257H255V256H254ZM254 257L251 256V258H253V259H254ZM251 258H250V259H251ZM253 259H252V260H253ZM262 259H263V260H262Z\"/></svg>",
    "mask_w": 264,
    "mask_h": 264
},
{
    "label": "rangeland",
    "instance_id": "rangeland-1",
    "mask_svg": "<svg viewBox=\"0 0 264 264\" xmlns=\"http://www.w3.org/2000/svg\"><path fill=\"white\" fill-rule=\"evenodd\" d=\"M170 5V4H168ZM168 5L165 3L164 4V13H165V17H167V13H169L170 9L168 8ZM164 28L165 30L168 29L169 33H170V38L172 39L177 38L176 35L172 34V31L169 30L170 26L167 24L166 19L164 21ZM165 44H167V42H165ZM175 46V45H174ZM42 47V46H41ZM9 49L10 46L9 45H4V50L2 51L3 55L1 52L0 54L3 55L4 57V62L10 64L12 67H17L20 66L19 63H23L24 67L28 68L30 67L29 70L34 71V73L38 74L40 73V75L45 79H51L54 80L52 77L46 76L44 74V72L42 70H40V68H35L32 67L31 63L29 61L26 60H21L18 57V53H13L12 51H8L6 49ZM43 49V47H42ZM174 52H176V57L179 56V53L177 52V49H173ZM5 52V53H4ZM10 52V53H8ZM45 53L43 50L40 51V53H35L38 55H45L43 53ZM205 54H209L207 52H204ZM215 52H213L211 55L215 56ZM7 55V56H6ZM11 55V56H10ZM16 56V58H15ZM175 56V55H174ZM18 62H16L14 59ZM11 59V60H10ZM179 60V58H178ZM15 61V62H14ZM21 61V62H20ZM34 61V60H33ZM43 60L40 61H35V63H42ZM44 62V61H43ZM18 63V64H16ZM26 63V64H24ZM13 64V65H12ZM43 64V63H42ZM23 65L21 67H23ZM10 66V68L12 70H14L12 67ZM33 69V70H32ZM167 69V68H166ZM77 70H82V69H77ZM83 70H92V71H97L98 69H83ZM104 69H99V71H103ZM108 71V69H105L104 71ZM38 71V72H36ZM42 73V74H41ZM39 75V74H38ZM39 75V76H40ZM174 75L177 76H181L182 73H180L179 69L174 70ZM5 81V80H3ZM8 82V81H6ZM11 83V82H9ZM55 83V82H54ZM13 84V83H11ZM27 85V84H25ZM23 85V87L25 88L26 86ZM58 88L61 87V89L65 92L67 95L72 96V99L75 100V105H72L70 107L69 110L71 111V113H73V111L75 109L81 110L85 109V110H81L80 114L75 115L70 114V112L67 115V121L69 118V123L73 122V124H69L67 127V129H59L60 132L63 131V134L66 132H70V129H74L76 128L77 130H80V126L79 124L76 122L75 118L80 117L81 118L84 116L86 118V122H93V124L95 125V127H99L102 128L101 124H105V122H110V124L113 122H111V110H110V105L109 103H111V99H107L108 96H111V94H108L107 92H103V93H97V97H99L100 95L103 96L101 97V99H99V101H102V98H104V100L106 101L107 99V103L109 105H107V103H102L103 105H101V108L99 105L96 104V101H92V100H88L87 98H84L85 96H91L89 93V95L85 93H80L77 92V90L79 91L81 88H85L87 89L89 87H87V85L85 84H77L78 87H76V84H73L74 86L70 85L68 86V84H60V83H56L55 84ZM83 85L85 87H83ZM18 88L19 86L16 85ZM94 88V85H90V87L88 88L90 90V88L92 87ZM72 87L73 89H77V90H71ZM76 87V88H75ZM101 87H107L106 85H98L97 88H101ZM23 88V89H24ZM84 90V89H83ZM87 91V90H85ZM85 94V95H84ZM99 95V96H98ZM29 96H31L30 101L33 103V106L36 109V131H35V135L30 137V139H28L27 141H23L19 144L17 149H14V154L11 155H16L14 159L12 160H8V159H4V160H0V171L3 172V182H4V186L2 185L3 190L1 191L0 189V204L3 205L4 209H5V219L7 218V216L11 217L12 215V211L14 208L17 209V207L19 205H23V203H27L29 200V188L31 189L30 192L33 193V201L35 200V205H36V210L35 211V215L37 219H63L64 221L68 222L69 228L68 231H74L75 230V226H78L79 229H82V235H83V243L84 242H88L89 240H91L92 236H96L97 234L103 233L106 235L105 229L103 227V207H104V201L102 199L101 195H92L89 194V188L92 187L94 188V192L97 191L98 186L101 185L102 187H104V190H107L108 188V184L111 183L113 184V182H110L111 180H109V173L111 172H126V171H116L118 169L117 166L119 165H115V167L113 169L116 170H111L112 167L114 165H111L110 162H106L104 165H96L95 163H92V161L88 159H85V162L83 160L84 157L79 156L78 157V153L76 152L77 150L73 151L71 148H69L70 151H72L74 155L72 156H68V154H64L66 153L67 149L63 148L61 151L59 149V147L57 148V151H55L54 149H56L54 146H52L50 144V139L48 138V132H47V125L43 123V114L40 113H44L43 109L40 108V104L38 101L33 99V95L32 93L29 94ZM94 96V95H92ZM75 98V99H74ZM100 98V97H99ZM110 100V101H109ZM5 101V100H4ZM117 101V100H116ZM115 100H113L114 105L112 103L113 106L116 107V103H119V101L116 102ZM82 102V103H81ZM99 102V103H101ZM116 102V103H115ZM122 102V101H121ZM120 102V103H121ZM119 103V104H120ZM4 104H6V102H4ZM80 104V105H79ZM106 104V106L104 105ZM79 105V106H77ZM83 105V106H82ZM84 105L86 107H84ZM97 105V106H96ZM99 106V107H98ZM103 106V108H102ZM109 108H108V107ZM112 106V107H113ZM76 107V108H75ZM79 107V109H78ZM118 107V106H117ZM89 109L88 112L91 111L92 114V118H88L90 117L88 115L87 110ZM105 108V109H104ZM107 108L110 110H107ZM91 109V110H90ZM118 109V108H117ZM122 110V109H120ZM83 111V112H82ZM85 111V112H84ZM79 113V112H78ZM86 113V114H85ZM99 113V114H96ZM74 116V119L72 118ZM93 116L95 117L93 119ZM71 117V119H70ZM99 120H98V118ZM101 118H104L105 121L103 120V123L100 122ZM84 119V118H83ZM98 121H97V120ZM109 123H106V125ZM72 125V128L70 127ZM114 125V124H113ZM70 128V129H69ZM72 131H77L76 129H74ZM62 134V135H63ZM126 134V133H125ZM127 135V139H131V140H136L135 138L131 137L130 135ZM128 140V141H129ZM136 146L133 149H136L137 152L139 150V143L138 140L135 141ZM63 146V145H62ZM54 147V149H53ZM77 147H75L76 149ZM52 149V150H51ZM58 150L60 152H58ZM65 152H64V151ZM2 151V149L0 148V152ZM12 151V150H11ZM64 152V153H63ZM135 152V151H134ZM62 155H61V154ZM136 153V152H135ZM64 154V156H63ZM80 154V153H79ZM71 157L76 159L78 157V159L81 157L82 159V163L78 161L80 160H74V162H72V164H67L70 161H72V159H65L68 157ZM74 155V156H73ZM57 156V159H59L61 157V161L60 159L56 162L53 161L55 160ZM77 156V157H76ZM76 157V158H75ZM64 158V159H63ZM65 161V162H64ZM67 162V163H66ZM91 162V163H90ZM121 167V166H120ZM29 182L28 186L27 183ZM25 187H27L25 189ZM25 189V192L23 193ZM97 193V192H96ZM104 193V191H103ZM35 194V195H34ZM95 194V193H94ZM22 209L21 206L19 207ZM51 208V209H50ZM44 209V210H43ZM107 237V235H106Z\"/></svg>",
    "mask_w": 264,
    "mask_h": 264
}]
</instances>
